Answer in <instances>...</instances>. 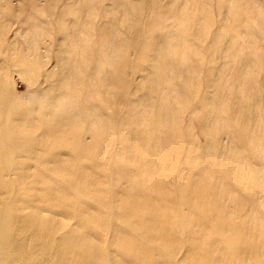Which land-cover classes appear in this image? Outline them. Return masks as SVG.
Returning <instances> with one entry per match:
<instances>
[{
  "label": "rangeland",
  "instance_id": "rangeland-1",
  "mask_svg": "<svg viewBox=\"0 0 264 264\" xmlns=\"http://www.w3.org/2000/svg\"><path fill=\"white\" fill-rule=\"evenodd\" d=\"M114 1H116L118 5ZM199 1L200 0H197V1L196 0H156V3H157L156 4L154 3V0L153 2L152 0H130V2L129 0L128 2L126 0H121V1L120 0L119 1L118 0H97V1L95 0L93 1H90V0H0V77L2 76L0 78L1 79V83H0L1 85L0 86L1 87L0 88L1 90L0 91V130H1L0 132V148H1L0 150V188H1L0 189V209H2L0 210V222H2L1 220L2 215H5L6 213H7L6 215H11V216L14 215L15 216V217L13 216L14 219L13 220L11 219L12 220L11 227L14 229V232L16 231L15 233L17 235V238H19L20 240H26V243L27 242L34 243L35 241L34 238H36L38 241L42 242L44 247L47 246L48 248L47 251L51 252L53 255H56V253H61L64 248L69 251H72V250L77 251V252L86 251L92 257L91 262H96V264H144L146 261L148 262H146L145 264H153V263L162 264L160 262L162 259L165 260L164 264H264V0H248V1L247 0H237V3L234 0L233 1L229 0L230 2L228 0H226V2L222 0L225 3V5H228L227 7L229 8H226V6L223 5L224 3L220 0H217V1L216 0L214 1L213 0H202L205 4L202 3V1H201L202 3L201 4ZM210 1H213V2L211 3ZM91 2L94 4L89 5V3L91 4ZM197 2L201 5L197 4ZM139 3L141 7L139 8L140 10L137 8ZM206 3L208 4L209 7L211 5H214L215 8L214 6H212L208 10V6L206 8V5H207ZM214 3L217 4L218 7ZM248 3L251 5H249ZM130 4H133V5L131 6ZM242 4L244 6L247 5L245 8H247L249 5L248 10L251 9V12L253 11L254 13H251V15H248L250 11H248L247 9H242V7H244ZM192 5L197 6V7H194L195 9H193ZM223 6H225L224 10H223ZM231 6H234V7L231 8ZM88 7H90L91 10L93 8L95 9H93V11H89L90 9L87 10ZM130 7L132 8V10H130L131 9ZM216 7L219 9H217ZM127 9H129L130 11L128 10L129 12H127ZM189 9L191 11H189ZM216 9L218 10V12ZM155 10H156V13L158 12L159 14L160 12L162 13V10H163V13H162L163 16L161 14L158 15V13H157V16H155L156 15V13H154ZM185 10L186 11L188 10L187 12L189 13L187 14ZM192 10L198 15L202 14L203 18L207 22H204L205 20L202 21L203 20L202 15L200 17L199 16L197 17V14H195ZM210 10L211 12L209 14ZM220 10H222L221 13H220ZM205 11H208V12H205ZM231 11H233L232 12L233 17L231 16V13H230ZM149 12L153 14V16L151 14L152 18L150 17ZM192 12L194 13V15ZM93 13L95 14V16ZM123 13H124V16H123ZM128 13L131 14L130 15L131 17L130 16L126 17L128 16ZM178 13H180L181 15L180 14L178 15ZM182 14H184V16L187 14V16L184 17ZM237 14L238 16L241 14L240 16L241 18L238 17ZM111 15L114 17H112ZM176 16H179V17H176ZM205 16H207V18L209 17V19L207 20ZM115 17L117 20L115 19ZM153 17H156V18L153 20ZM187 17L190 19L184 20V18H187ZM177 18H179L181 21H183L184 23L186 22V23L181 24L180 23L181 21L180 20L178 21ZM250 18H252V20ZM131 19H134V21L133 20L131 21ZM157 19H159V23ZM195 19H197L199 23ZM231 19H233L232 23H231ZM125 20L128 21L127 24H125L126 23ZM135 20L137 24L135 23ZM152 20L153 21L157 20V22L156 21H155L156 23L152 22ZM176 20L178 21V23H176L177 22ZM191 21L194 23H192ZM208 21L212 23L209 24ZM246 21H248V23H246ZM131 22H133V25ZM116 23H118L121 26L123 31L121 30L120 26L117 25ZM154 23L155 24L158 23V25L163 23L161 24L163 25L162 26L163 28L161 29L159 28L160 29L159 30ZM195 23L196 25H199V26L197 27ZM153 24L155 25L154 27L156 28L152 27ZM123 25L125 26L123 27ZM175 25L176 26L178 25V27L175 30H173L176 27ZM186 25H187V28L185 27ZM207 25L211 27H206ZM171 27L173 29H171L172 31L170 33ZM109 28L110 30H108ZM184 28L186 29L181 30ZM204 28H206L205 29L206 31L209 30V32L208 31L206 32ZM86 29H89V30H86ZM163 29L165 31L169 30V33L171 35L167 33L168 31L165 32ZM177 29L182 32L180 33L183 37L180 35V33L177 32ZM201 29H203L205 33ZM161 30L164 32H162ZM199 30H201L202 32H200ZM175 31L176 33H174ZM186 31L187 32L189 31V33L187 34ZM197 32H199L198 34L201 33L200 38L202 39V42L201 40H199V44H198V40L197 41L195 40L196 37L195 38L193 37L194 35H198ZM236 32L237 33L239 32L240 36ZM203 33H204L205 38L202 35ZM88 35L89 37L87 38ZM108 35L111 38L107 37ZM123 35L125 38L123 37ZM79 36L83 38L81 39V37ZM101 36L102 38H99ZM105 36L106 38H108V40L106 38L103 39V37ZM173 36L174 37L176 36L177 38L176 37L174 38ZM213 36H215V38H213ZM131 37L133 38L132 42L131 40H129L131 39ZM151 37L152 38L154 37V38L149 39ZM232 37H234V39ZM86 38L89 40H87ZM164 38H166L167 40ZM193 38H194V41H196V43L193 42ZM115 39L117 41L119 40L118 41V43L120 42V45L118 44L119 46L117 44L115 45ZM197 39H199V35ZM213 39L215 40L213 41ZM121 40L122 42H125V43L127 42L126 45L128 43L129 44L132 43L133 45L131 44L130 45L131 47L128 48V50H126L128 45L127 46L124 45V43H122ZM126 40H128L129 42ZM170 40L171 41L173 40V41L170 42ZM175 41L177 42V44H175ZM103 42L104 43L110 42L112 43V45L109 43V46H108L107 43L105 45ZM97 43H99L100 45L97 46L98 45ZM137 43L139 44L138 46H137ZM190 44L192 45L190 46ZM175 45L176 46L178 45L179 47L176 48ZM115 46L116 48L118 47L119 49L118 48H117L118 50L114 49ZM174 46H175V49H174ZM98 47L100 50L99 52L97 50ZM90 48H92V50ZM105 48L106 50L107 48L109 50L106 51ZM159 48H160V51L158 52ZM185 48H186V51H185ZM111 49H112V53L109 52ZM101 50H102V53H101ZM124 50L126 52H124ZM191 50H192V53H190ZM104 51L106 52L104 53ZM161 51L163 53H161ZM141 52L144 54L145 57H143V54ZM164 52L170 54L168 56L169 58L166 57V55L168 54H164ZM88 53H92V55ZM121 53H123V55ZM181 53L182 55L186 53V55L184 54L185 57L182 55L180 56ZM94 54L96 55V57L98 55L97 59L94 58L95 56ZM101 54L103 55L102 57H101ZM108 54H111L110 56L112 57L107 58L109 57ZM116 54L122 55V57H124V54H127V56L125 55V58L127 57V60L125 58L123 59L121 56H119L120 59L122 58L121 61L119 58H117L118 56H116V58L114 59ZM162 54H164V56ZM84 55L87 57H85ZM146 55L148 57L149 55H152V56H150L149 58H146L147 57ZM161 55H162V59H160ZM187 55H189L188 57H190L191 59V61L189 62L190 63L192 62V66L189 63H187L188 61ZM159 56L160 58H158ZM103 57H105V60L107 59V62L104 59H102ZM181 57H184L183 62H181L182 60ZM144 58H146V61L149 59L148 62L143 60ZM93 59L97 60V63L96 61L94 62ZM101 59L103 61L102 63L104 64H101V61H100ZM158 59H160L161 61L160 60L158 61ZM79 60L81 61L80 64H78ZM114 60L117 63L119 62L123 64L118 63L119 65H117V63ZM140 60L142 61L141 64H139ZM108 62L110 64H108ZM150 62L151 63L153 62L152 65ZM166 62H169L170 64L169 63L167 64ZM179 62L182 63V65L184 63V65L181 66ZM125 63H127L128 65L126 64V66H124ZM137 63L139 64V66H136L138 65ZM175 63H178V65ZM195 63L197 64L194 65ZM96 64L98 65L97 67H96ZM161 64H163V66ZM105 65H108L106 69H105ZM120 65L121 66L123 65L122 66L123 70L120 68L121 67ZM165 65H168L167 68H170V71L168 73H167L168 70H165L167 69L165 68ZM186 65L189 67H187ZM67 66L69 67V69L68 68L66 69ZM86 66L88 67L86 68ZM102 66L104 67L105 70L103 69ZM75 67L77 68V70ZM173 67L174 69L172 70L175 73H172L171 68ZM93 68H98L97 72L99 71L100 74L99 73L96 74L95 72L96 70L93 72H90L94 70ZM99 68L104 70V72L107 71V73L102 72L101 70H99ZM111 68L115 70V72ZM187 68H189L190 70ZM121 70L122 72H120ZM163 70H165L164 75H163L164 73ZM111 71L115 79L111 75ZM118 72H120V75L118 74ZM195 72L197 74H195ZM90 73L91 75L93 73V76H91ZM103 73H104V77H102ZM122 73L124 77L122 76ZM169 73L171 74L169 75ZM180 73L182 76L180 75ZM67 74H68V77L66 78ZM108 74L112 77H110ZM117 74L119 75V77ZM115 75H117L116 76L117 78L115 77ZM164 76H167V77H164ZM185 76H187V79ZM162 77H163V80H161ZM63 78L65 79V81L63 80ZM104 78H106V80ZM169 78L170 79L172 78L171 82ZM98 79L100 80L102 79L101 81L102 83H100ZM108 80L110 81V83L113 82L112 84H115L114 85L115 87L112 84H110ZM122 81L123 83H122V86H121L122 88H121L119 84H121L120 82ZM62 82L64 85L60 84ZM98 82L101 85H99ZM87 83L90 85H88ZM149 83H151V85ZM158 84L160 87L158 86ZM57 85L59 86L57 87ZM86 85L87 87H85ZM108 85H111L109 89H107ZM154 86H155V89H154ZM161 86L163 87V89H161ZM3 88L5 89V91ZM96 88L99 92L96 91ZM174 89H175V94H174ZM151 91H154L155 93ZM93 92H96V93L93 94ZM150 92H151V96L149 95ZM87 93L91 94L90 98L88 96H84V94L86 95ZM104 93L107 95H105ZM70 96H72V98ZM82 96H84L85 98H82ZM104 96H106L105 99H104ZM109 98L110 99L112 98V99L109 100ZM66 99L70 101L69 102L68 100L65 101ZM141 99H142V102H141ZM212 99L214 100L213 102H212ZM43 100L45 101L43 102ZM87 100L90 101L89 102L90 104H87L88 103ZM105 100H107V102H105ZM34 101L35 102L37 101V102L34 103ZM83 101L84 103L82 104ZM135 101L136 103H134ZM74 102L76 104H74ZM91 102L93 103V105H91L92 104ZM113 102H115L114 105H113ZM44 104L46 105L43 106ZM135 104H137L139 107L140 106L144 107L145 110H143V108H138L137 105L135 107L131 106ZM40 105L43 107H41ZM74 105H77V106H74ZM89 105L90 107H88ZM15 106H17L16 109L19 108L18 109L19 112H17V110L15 109ZM30 106L32 108H30ZM54 106H57V107H54ZM79 106L81 107V109ZM92 106L93 108L90 110ZM207 106H209V108H207ZM109 108H111L112 111ZM65 109H67L68 111H66ZM139 109L142 110L143 113H145V116H143L142 111L137 112ZM60 110L63 112H61ZM86 110H88V112ZM98 110L100 111V113H98L99 112ZM23 111L25 113H23ZM92 111L96 113L98 117L93 116V118L90 121H88V124L89 122L91 123L92 120L96 122L98 121L97 122L98 124H99V121L101 122L99 125L96 122H92L91 124L92 126L94 123L93 128L92 126L90 127V124H89L88 127L90 129L92 128L90 130L91 132L89 133L88 132L89 129L86 127L88 124H86L85 122L88 119H90V117L92 116L93 114ZM129 111L131 115L134 116V118L130 116ZM82 112H83V115H82L83 118L81 117ZM91 112L92 114H90ZM105 112H107V114ZM165 112H166V115H165ZM57 113L60 114L59 115L60 117L58 116ZM127 113L129 115H127ZM140 113L142 115H140ZM98 114H101V116ZM23 115L24 116L26 115L28 117L31 115L30 116L31 118H28L25 116V118H23L22 120L21 118L24 117ZM125 115H127L126 117L128 118L129 117L132 118V121L131 122L129 121V124L128 122H126L125 124L123 123L124 121L131 120L128 118L124 119L123 116L125 117ZM99 116L102 117V119H100ZM141 116H143L142 120H141ZM149 116H152L153 118ZM56 117L58 118V120ZM77 117H79L78 120H77ZM84 117H85V121H84ZM95 117L97 118V120ZM120 117H122L123 119ZM138 117L140 118L139 123L141 124L143 122L141 126H143L142 130L144 131L140 129L142 127L139 128L140 126L139 123L137 124L135 123V122H138ZM18 118L20 119V121L22 120L21 121L22 123L19 122ZM147 118L149 119V121ZM11 119H13L14 121L16 119V121L18 122L16 123ZM42 120L44 121L48 120V121L44 123V121ZM106 120H109V121H106ZM23 121H26V122L24 123ZM29 121H30L29 124L31 125L28 124ZM59 121L61 122L60 125L58 124ZM78 121L79 122L81 121V122L79 123ZM11 122L12 124H10ZM52 122H54L55 124H53ZM112 122H117L113 124L114 130L116 131V133L113 130V128H112L113 131H111V127H109V126H112V124H110ZM121 122L123 123L122 128L123 129L125 128L124 130L122 129V132L118 127V126L121 127L122 125ZM147 122L149 125L151 126L153 125L154 128L153 126L152 128L149 127L148 124L144 125ZM163 122H165L164 123L165 125L166 124L168 125L169 123L168 126L172 125V127L168 128V126L166 125L167 126V130H166V126L162 125ZM46 123L48 126L46 125ZM71 123L73 124L71 125V127L75 125L73 128L76 129L77 131L69 130V129H73L71 127L68 128L70 126L69 124ZM9 124H10L11 129L12 127H14L15 129L18 127H21L20 125H23L24 127L22 126L23 128L21 127V130L19 128L15 131V129L14 130L10 129ZM35 124L37 127L36 126L34 127ZM126 124L127 125L131 124L130 128ZM64 125L66 127H64ZM101 125H103L102 128L100 127ZM124 125L127 127H125ZM29 126H30V129H29ZM81 126L85 128H82ZM105 126L107 127V129ZM27 128H28L27 130L28 132H26ZM115 128H118L120 132L118 133V130ZM49 129L50 131H47ZM79 129L80 130L85 129L81 131L82 135L81 133L80 135H78L80 132ZM95 129L97 130V132H99L100 130L102 132H99V133H103V135H101L102 137L99 135V133L96 134L98 137L96 138L98 140L101 139L100 140L101 142H99L95 138V135L93 136V134L97 133ZM130 129L133 131V133ZM133 129L135 130L137 129V130L135 131ZM146 129L147 131H145ZM148 129H151L154 131L152 135H151L152 131L150 130L148 132ZM86 130L88 134L87 133L84 134V131ZM107 130L109 133L107 132ZM128 130L131 131L130 132L131 136L128 135L130 136V140H129V137L127 138L124 137V136H127L125 134L129 132ZM13 131L14 132H17V131L24 132L27 135L30 134L32 138L34 136V138L32 139L30 136H28V138L27 137L25 138L19 135L18 132L14 133ZM31 131H33L34 133ZM44 131H46L47 133H45ZM61 131L62 132L64 131V133L65 132L66 133L63 134ZM134 131L136 133H134ZM123 132H125V134ZM137 132H141V134ZM143 132L145 133L146 137L144 136ZM91 133L93 134L91 135ZM157 133L158 134L160 133L159 134L160 136L157 137V135L156 136L154 135ZM179 133L181 134V136L182 135L183 136L181 137ZM71 134L73 135L74 138L72 137ZM74 134L76 135L74 136ZM8 135L11 138H9ZM65 135L66 136L68 135V136L66 137ZM137 135L141 136L142 138L138 137ZM60 136L62 137L60 138ZM76 136H79V137H76ZM91 136H93L97 141L94 140V138L91 139L92 138ZM116 136L118 139L116 138ZM120 136H123V138ZM13 137H16V138H13ZM99 137L101 138L99 139ZM134 137L137 140L138 138H140L141 142L143 141L142 142L143 144H145L144 140L147 143L150 140L149 139L150 137L151 139L152 137L154 138L151 140L152 142H149V147H148V143L147 145L145 144L146 146L141 145L142 143L141 144L139 143L140 141L139 139L138 141L139 148H138L137 140ZM12 138L14 141L12 140ZM57 138H59V140ZM69 138L71 139V141ZM143 138L144 140H142ZM9 139L11 141H9ZM127 139L130 141V143L134 140L132 143L133 145H131L129 142L126 143L125 141H128ZM92 140L96 142H93ZM17 141H20V142H17ZM21 141H22L23 148L19 147V145L21 146ZM73 141H75L76 144ZM153 141L155 144L153 143ZM156 141L158 142L161 141V142H159L158 144V142L156 143ZM135 142L136 144H134ZM24 143H26L28 147L24 146L25 145ZM85 143L88 146H86ZM92 143L96 146H93V148L91 149ZM101 143H103V145ZM10 144L11 145L14 144V145L11 146ZM128 144H130V146ZM156 144L158 147L156 146ZM82 145L84 146L82 147ZM125 145H128V146L125 147ZM140 145L145 146L147 149L149 148L148 149L149 151H151V149L153 148L155 151L154 154H156V156L154 157L157 160L154 159V157L152 158L150 157L151 158L150 160L152 162L148 161L149 151L148 153L145 152L147 151V149L141 147ZM178 145L180 147H178ZM100 146H103V150L105 149L104 153L102 151V147ZM5 147L7 150L4 149ZM13 147L16 150L13 149ZM84 147L85 148L89 147L88 148L89 152L95 151L96 153L95 154L90 153V155L89 154L87 155L86 153H88L87 152L88 150L85 149ZM94 147H95V150H94ZM97 147H98V150L101 149L102 153L101 151H96ZM130 147L132 150L136 148L134 150L135 152L139 150L138 151L139 154L137 152L136 153L134 152L135 153L134 154L133 151L129 149ZM69 148L71 151L69 150ZM121 148H124V151L122 149V152H121ZM164 148H165V151L163 150ZM169 148H170V151L168 150ZM175 148H177L176 149L177 151L175 150ZM27 149H29L28 152H27ZM79 149L80 151L81 150L82 151L78 152ZM128 149L132 151L131 152L133 153L132 156ZM140 149L142 150V152L140 151ZM159 149H161V152ZM11 150L16 151V152H14L13 154ZM157 151L160 157L162 155V158L158 157ZM25 152L26 154L30 153L29 155L27 154L29 157H27ZM128 152H129V155L127 154ZM151 152H150L151 154L150 156H153L154 155L153 150ZM99 153L103 155L100 157V155H98ZM141 153L144 156L146 155L145 158L142 157L143 155L142 156L140 155ZM85 154L86 156H84ZM118 154H121L120 155L121 159L119 158ZM93 155H96V156L94 157ZM133 155H135L133 160L136 158L135 162L132 160ZM174 155H176V157ZM80 156H82L83 158ZM91 156L93 158H91ZM122 156L124 157L123 162H122V159H123ZM85 157L86 158L88 157L89 161H87L88 158L86 160ZM157 157L162 160L158 159ZM9 158L10 159L12 158V159L10 160ZM33 158H36V160ZM94 158L95 160H97V162L94 160ZM118 158L119 160H117ZM143 158L145 160H143ZM167 158L169 159L168 161L166 160ZM28 159H29V162L31 161L33 162V164L31 162L29 163L27 161ZM90 159H92L96 163L90 162ZM153 159L156 162H154ZM115 160L119 162L117 163L115 162ZM125 160L127 161V163H125L126 162ZM141 160L144 161L142 164H141ZM174 160L176 162H174ZM132 161L134 162V164ZM157 161L158 162L160 161V166L161 165L164 166L163 163L164 164L167 163L169 165L167 166V164H165V166L163 168L161 166L160 168L162 169H160L159 163ZM121 162L123 165L120 164ZM150 162L152 166L150 165ZM91 163L94 164V167H92L93 165ZM114 163L116 164L115 168L113 166ZM144 163H147L148 165H150V167H155L156 169L155 168L150 169V167H148V165ZM175 163L177 165H175ZM97 164H100V165H97ZM140 164L142 166L144 164L145 165V167L143 166L144 168L148 167V171H151V170L153 171L147 174L148 172L147 169H144L143 167L138 168ZM39 165L41 166L39 167ZM87 165H90L92 168H90V166H87ZM127 165H129L130 167H128ZM172 165H175L173 166V168L176 169L177 167V169L176 170L172 169ZM55 166L56 167L59 166V167L56 168ZM125 167L127 169L130 168L131 170L129 169V171L127 172L126 171L127 169ZM123 168H125L124 169L126 171L125 173L122 172ZM54 169L57 171L58 175L53 174V173H56ZM136 169H138L137 173H136L137 171ZM171 169L173 170V172ZM37 170H39L40 173H38ZM161 170H162V173H161ZM168 170L171 171L172 173L169 172ZM141 171L145 173L144 177H142L143 173H141ZM119 173L121 175L122 173L123 174L128 173L127 175H124V176L125 177L127 176L129 179L127 180L129 181V183H132V184H128V181L125 180L126 178L123 175L121 176ZM162 174L163 176L166 175L165 178L162 176ZM27 175H28V178H27ZM129 175H130V178H129ZM117 176H119L118 180L121 177H123V179L121 178L123 182L120 180L122 183L120 181H119L120 183L117 181L116 179ZM160 176H161V179H160ZM13 177L14 178L16 177V178L14 179ZM29 177L32 179H29ZM141 177L142 179L140 180ZM145 177H147V180H145L146 179ZM86 178H89V180L88 179L86 180ZM143 178L146 184L145 182L143 184ZM159 179L160 181H158ZM167 179H170V180L168 181ZM24 180L26 181V183ZM115 180L117 182H115ZM1 181L4 183H2ZM62 181L63 182L68 181V182L63 183ZM133 181L135 183L140 182V184H133ZM149 182H152L153 185H151ZM1 183H2V186H1ZM96 183L99 186L101 184L103 188L101 186H100L101 188L99 186L96 187L97 185ZM131 185H133L135 189H133ZM136 185L138 186L136 187ZM128 186L130 189H128ZM118 187H121L122 189L119 188L117 190L116 188ZM193 188L196 191H192ZM167 189L169 191H167ZM93 190H95L96 192H93ZM153 192L155 194H153ZM121 193L122 194L124 193V195H122ZM163 193L167 195L164 196ZM180 193H182L181 194L182 196L180 195ZM88 194L89 196L92 197L91 199L93 200H95V197L98 196L96 198L97 201L95 200L94 202L93 200H90V198H88ZM161 195L164 196L163 197L164 200L162 199L159 200V198L162 197ZM124 196H127V198ZM142 196H143V199H142ZM153 196L155 197L157 196L159 198L156 197V200H153L152 198H155ZM106 197L108 199H106ZM78 198L79 200H81V202L78 200ZM87 200H90V201L87 202ZM102 200H103V204H101ZM91 201L92 203H94L93 206H92V203H90ZM121 202L122 204L120 205L119 203ZM159 202L161 203V205L158 204ZM162 203L164 204L163 208H162ZM9 204L10 206H8ZM151 205H152V209H151ZM166 205L169 206L168 207L169 211H167V209L164 208V207L167 208ZM129 207L130 208L133 207L132 208L133 210H135L136 208V210L130 211L131 209ZM145 207L147 208V210L145 209ZM86 208H87V211H86ZM100 209H102L101 210L102 212L99 211ZM164 210L165 212H163ZM145 211H148L149 213ZM169 212L170 213L172 212V214H170ZM25 213H26V216H25ZM132 213L134 215H132ZM140 213H141V216H143V219L144 217L146 218V220L145 219L144 220L146 221L148 226L145 225L146 223L143 224L144 223L143 219H142L143 222L140 220L139 221L136 220V219L142 218L140 216ZM15 214H19V217L21 216L22 218H19L18 215H15ZM31 214H34V215L37 214V217L38 215H40L41 218L44 217L43 219L46 220L48 230L47 232H44L43 236L42 234L38 235L36 233V230L33 229L31 225L32 222L30 220ZM106 214H107V217H106ZM147 214L149 216L151 215V217H146ZM162 214H165L166 216ZM170 215L172 218L175 216V219L170 218L169 217ZM124 216L126 218H124ZM99 217L100 219H98ZM131 218H134V219H131ZM147 218H151V219L148 220ZM96 219L98 223L96 222ZM125 219L126 221L123 222V220ZM131 220H132V223L130 224ZM172 220H175V221H173V223L171 224ZM125 222L129 224L128 227L126 226V224H124L125 225L124 227L123 223ZM150 222L152 224H150ZM118 223H120L119 227H118ZM139 224L141 226L143 224L144 230L141 231V228L143 226L140 227ZM134 226H136V229L138 226L139 229L137 230L135 229L136 230L135 231L133 229L135 228ZM129 227L132 230H130ZM153 227L154 229L156 228L157 231L155 229V232L152 234ZM147 228H149V230ZM162 229L163 230L165 229L166 234L163 232ZM85 231L87 233L86 235H84ZM64 233H66L65 234L66 237L63 236ZM143 233L145 234V236ZM134 234L136 237L134 236ZM146 234L148 236H146ZM141 235H143L145 239H147V240L142 239L143 240L142 243L144 244L143 248L146 247V244L147 246L149 244V247L150 246L151 247L144 251L140 250L139 252H137L138 244L140 245L139 242H141V238H144ZM156 235H157V239H156ZM261 235L263 237H261ZM86 236L88 237V239L86 238ZM137 237H140V238H137ZM149 237H152L153 240H151ZM50 238H53L54 241H57L60 244H62L60 245L61 247L54 246L52 242H50L49 240ZM57 238L61 239V241L58 240ZM65 238L71 239L72 241H63ZM168 240L170 241L167 245ZM135 241L136 242L138 241L137 242L138 244ZM152 241L153 243L156 242L159 247L156 246V243L152 247L153 245ZM159 242L162 245H159L160 244ZM178 243H182V244L178 245ZM71 244L74 248L69 247V245ZM160 246H163V247H160ZM178 246H181V247H178ZM150 249L154 252L159 250L158 251L159 253L156 252V254L154 253L155 254L154 255ZM177 249L179 250L177 251ZM89 250H90V253H89ZM134 252H136V255H137L136 258H134V260L137 263L133 261V258H132L133 262L129 263V261H131L130 256L133 255L132 253ZM31 253L37 256L34 252H31ZM38 256L41 257L40 255ZM5 259H6V254L4 253L3 246L0 242V261L4 260V263H1V264H7L5 262ZM70 259L72 260V258ZM153 259L154 261H152Z\"/></svg>",
  "mask_w": 264,
  "mask_h": 264
},
{
  "label": "bare ground",
  "instance_id": "bare-ground-1",
  "mask_svg": "<svg viewBox=\"0 0 264 264\" xmlns=\"http://www.w3.org/2000/svg\"><path fill=\"white\" fill-rule=\"evenodd\" d=\"M90 1H93V0H90ZM95 1H97V0H95ZM118 1H119V0H118ZM120 1H121V0H120ZM126 1L128 2V0H126ZM196 1H197V0H196ZM201 1H202V0H200L199 2L201 3ZM213 1H214V0H213ZM213 1H210V2L212 3ZM216 1H217V0H216ZM220 1H222V0H220ZM224 1L226 2V0H224ZM228 1H229V0H228ZM228 1H227V2H228ZM232 1H233V0H232ZM234 1H236V3H237V0H234ZM247 1H248V0H247ZM114 2L116 3V1H114ZM129 2H130V0H129ZM152 2H153V0H152ZM205 2H206V1H205ZM207 2H208V1H207ZM222 2H223V1H222ZM229 2H230V1H229ZM249 2H250V1H249ZM86 3H87V2H86ZM123 3H125V2H123ZM154 3H156V0H154ZM154 3H153V5H154ZM189 3H191V2H189ZM193 3H194V2H193ZM202 3H204V2L202 1ZM202 3H201V4H202ZM208 3H209V2H208ZM219 3H221V2H219ZM223 3H224V2H223ZM238 3H239V2H238ZM84 4H85V2H84ZM93 4H94V3H92V2H91V4L89 3V5H93ZM116 4H117V3H116ZM120 4H121V3H120ZM156 4H157V3H156ZM197 4H199V3L197 2ZM197 4H196V5H197ZM201 4H199V5H201ZM204 4H205V3H204ZM206 4H207V3H206ZM214 4H215V3H214ZM240 4H241V3H240ZM248 4H249V3H248ZM117 5H118V4H117ZM128 5H129V4H128ZM130 5L132 6L133 4H130ZM136 5H137V3H136ZM209 5H211V4H209ZM215 5H217V4H215ZM223 5H225V3H224ZM242 5H243V4H242ZM249 5H251V4H249ZM249 5H248L247 8H245L247 5H246V6L243 5L244 7H242V6H241V7H242V9H247V10H248ZM95 6H96V5H95ZM119 6H120V5H119ZM138 6H139V7H138ZM138 6H137L138 9L141 8V7H140V3L138 4ZM141 6H142V5H141ZM207 6H208V4L206 5V8H207ZM212 6H214V5H211L210 7H212ZM221 6H222V5H221ZM225 6H226V8H229V7H227L228 5H225ZM225 6H223V10H224ZM90 7H91V6H90ZM90 7H88L87 10H89ZM123 7H124V6H123ZM126 7H127V6H126ZM133 7H134V6H133ZM135 7H136V6H135ZM150 7H151V6H150ZM192 7H193V9H195L194 7H197V6H193V5H192ZM203 7H204V6H203ZM210 7L208 6V10H209ZM217 7H218V5H217ZM217 7H216V8H217ZM233 7H234V6H231V8H233ZM86 8H87V7H86ZM97 8H98V6H97ZM130 8H131V7H130ZM188 8H189V7H188ZM214 8H215V6H214ZM221 8H222V7H221ZM239 8H240V7H239ZM93 9H95V8H93ZM93 9H92V10L90 9L89 11H93ZM154 9H155V7H154ZM190 9H191V7H190ZM190 9H189V11H191ZM203 9H204V8H203ZM217 9H219V8H217ZM217 9H216V10H217ZM252 9H253V8H252ZM96 10H98V9H96ZM96 10H95V11H96ZM128 10H129V9H127V12H129L130 10H132V8H131L129 11H128ZM139 10H140V9H139ZM139 10H138V11H139ZM151 10H152V8H151ZM151 10H150V11H151ZM168 10H169V9H168ZM200 10H201V8H200ZM200 10H199V12H200ZM211 10H212V9H211ZM211 10L209 11V14H210ZM228 10H229V9H228ZM95 11H94V12H95ZM135 11H136V9H135ZM164 11H165V9H164ZM185 11H186V10H185ZM187 11H188V10H187ZM187 11H186V12H187ZM192 11H193V10H192ZM212 11H213V10H212ZM221 11H222V10H220V13H221ZM240 11H241V10H240ZM248 11H250V12H249L250 14L248 13V15H251V13H254L253 11L251 12V9H249ZM87 12H88V11H87ZM166 12H167V11H166ZM182 12H183V11H182ZM193 12H194V11H193ZM193 12H192V13H193ZM205 12H208V11H205ZM217 12H218V10H217ZM228 12H229V11H228ZM232 12H233V11L230 12V13H231V16H232ZM89 13H90V12H89ZM124 13H125V12H124ZM124 13H123V16H124ZM130 13H131V12H130ZM133 13H134V12H133ZM142 13H143V11H142ZM149 13H150V12H149ZM154 13H156V10L154 11ZM157 13H158V12H157ZM157 13H156L155 16H157ZM162 13H163V10H162ZM162 13L160 12V14L163 16ZM169 13H170V11H169ZM176 13H177V12H176ZM183 13H184V12H183ZM188 13H189V12H187V14H188ZM194 13H195V12H194ZM194 13H193V15H194ZM225 13H226V12H225ZM230 13H229V14H230ZM236 13H237V12H236ZM241 13H242V12H241ZM243 13H244V12H243ZM71 14H72V13H71ZM73 14H74V13H73ZM87 14H88V13H87ZM90 14H91V13H90ZM90 14H89V15H90ZM93 14H94V13H93ZM151 14H152V13H150V17H151ZM160 14L158 13V15H160ZM165 14H167V13H165ZM172 14H173V13H172ZM179 14H180V13H178V15H179ZM187 14H186L185 16H184V14H182V15H183L184 17H186ZM195 14H197V13H195ZM203 14H204V13H203ZM207 14H208V13H207ZM246 14H247V12H246ZM130 15H131V14L128 13V16H126V17H129ZM138 15H139V14H138ZM168 15H169V14H168ZM180 15H181V14H180ZM201 15H202V14H201ZM201 15H198V14H197V17H198V16L200 17ZM94 16H95V14H94ZM108 16H109V15H108ZM111 16H112V15H111ZM123 16H122V17H123ZM134 16H135V15H134ZM152 16H153V14H152ZM195 16H196V15H195ZM237 16H238V14H237ZM240 16H241V14H240L238 17H240ZM88 17H90V16H88ZM112 17H114V16H112ZM130 17H131V16H130ZM176 17H179V16H176ZM176 17H175V18H176ZM181 17H182V16H181ZM189 17H190V16H189ZM205 17H206L207 20L209 19V17H208V18H207V16H205ZM211 17H212V16H211ZM232 17H233V16H232ZM232 17H231V18H232ZM242 17H243V16H242ZM133 18H134V17H133ZM151 18H152V17H151ZM151 18H150V19H151ZM155 18H156V17H153V20H154ZM161 18H162V17H161ZM202 18H203V15H202ZM234 18H235V17H234ZM240 18H241V17H240ZM243 18H244V17H243ZM91 19H92V18H91ZM110 19H111V18H110ZM115 19H116V17H115ZM121 19H123V18H121ZM135 19H136V18H135ZM159 19H160V18H159ZM159 19H157V20H158V23H159ZM162 19H163V18H162ZM177 19H178V21L180 20L179 18H177ZM185 19H190V18L187 17V18H184V20H185ZM198 19H199V18H198ZM250 19L252 20V18H250ZM89 20H90V19H89ZM116 20H117V19H116ZM119 20H120V19H119ZM132 20L134 21V19H131V21H132ZM153 20H152V22H155V21L157 22V20H155V21H153ZM160 20H161V19H160ZM174 20H175V19H174ZM192 20H193V19H192ZM195 20H197V19H195ZM204 20H205V19L203 18L202 21H204ZM232 20H233V19H231V23H232ZM91 21H92V20H91ZM125 21H126V20H125ZM149 21H150V20H149ZM176 21H177V20H176ZM176 21H175V22H176ZM178 21H177L176 23H178ZM180 21H181V20H180ZM92 22H93V21H92ZM118 22H120V21H118ZM127 22H128V21H126L125 24H127ZM156 22H155V23H156ZM161 22H163V21H161ZM191 22H192V21H191ZM191 22H190V23H191ZM197 22H198V20H197ZM197 22H196V23H197ZM200 22H201V21H200ZM204 22H207V21L205 20ZM241 22H242V21H241ZM109 23H110V22H109ZM131 23H132V25H133V22H131ZM135 23L137 24L136 20H135ZM155 23H154V24H155ZM158 23L155 24V25L157 26V28H158V29H159V28H160V29L163 28V27H162L163 25H161V24H163V23H161L160 25H158ZM164 23H165V22H164ZM180 23H181V24H182V23L185 24L186 22L184 23L183 21H181ZM192 23H194V22H192ZM196 23H195V25H196ZM198 23H199V22H198ZM208 23L210 24V23H212V22L208 21ZM246 23H248V21H246ZM111 24H112V23H111ZM116 24L119 25L118 23H116ZM116 24H115V25H116ZM123 24H124V22H123ZM150 24H151V23H150ZM154 24H153L152 27L155 26ZM165 24H166V23H165ZM174 24H175V23H174ZM205 24H206V23H205ZM240 24H241V23H240ZM121 25H122V24H121ZM166 25H167V24H166ZM190 25H191V24H190ZM241 25H242V24H241ZM119 26H120V25H119ZM124 26H125V25H123V27H124ZM147 26H148V25H147ZM158 26H159V27H158ZM160 26H161V27H160ZM175 26H176V25H175ZM182 26H183V25H182ZM182 26H181V27H182ZM192 26H193V25H192ZM192 26H190V27H192ZM196 26L198 27L199 25H196ZM200 26H201V24H200ZM237 26H238V25H237ZM237 26H236V27H237ZM245 26H246V25H245ZM113 27H114V25H113ZM177 27H178V25H177L174 29L171 27V28H170V33H171V31H172L171 29L175 30ZM183 27H184V26H183ZM185 27L187 28V25H186ZM190 27H189V28H190ZM197 27H196V29H197ZM206 27H211V26H208V25H207ZM225 27H226V26H225ZM228 27H229V26H228ZM107 28H108V27H107ZM120 28H121V26H120ZM154 28H156V27H154ZM167 28H168V27H167ZM167 28H165V29H167ZM186 28L181 29V30H185ZM189 28H188V29H189ZM158 29H157V30H158ZM160 29H159V30H160ZM178 29H179V28H178ZM178 29H177V32L180 33L181 31H179L180 29H179V30H178ZM191 29H192V28H191ZM199 29H200V28H199ZM205 29H206V28H204V30H205ZM238 29H239V28H238ZM84 30H85V29H84ZM86 30H89V29H86ZM105 30H106V29H105ZM108 30H110V28H109ZM117 30H118V29H117ZM121 30H122V28H121ZM121 30H120V31H121ZM157 30H156V31H157ZM163 30H164V29H163ZM194 30H195V28H194ZM201 30L203 31V29H201ZM201 30H199V31L202 32ZM90 31H91V30H90ZM92 31H93V29H92ZM122 31H123V30H122ZM161 31H162V30H161ZM161 31H160V32H161ZM164 31H165V30H164ZM164 31H162V32H164ZM166 31H168L167 33L170 34V33H169V30H166ZM166 31H165V32H166ZM190 31H191V30H190ZM205 31H206V30H205ZM207 31L209 32V30H207ZM207 31H206V32H207ZM225 31H226V30H225ZM227 31H228V30H227ZM232 31H233V30H232ZM83 32H84V31H83ZM86 32H87V31H86ZM109 32H110V31H109ZM184 32H185V31H184ZM186 32H187V31H186ZM203 32H204V31H203ZM234 32H235V31H234ZM115 33H116V32H115ZM121 33H122V32H121ZM157 33H158V32H157ZM172 33H173V32H172ZM174 33H176V31H175ZM178 33H177V34H178ZM181 33H182V32H181ZM181 33H180V35H181ZM188 33H189V31L187 32V34H188ZM198 33H199V32H197V34H198ZM204 33H205V32H204ZM204 33H203L202 35H203V37L205 38ZM226 33H228V32H226ZM236 33H237V32H236ZM236 33H235V34H236ZM82 34H83V33H82ZM122 34H123V33H122ZM148 34H149V33H148ZM151 34H152V33H151ZM159 34H160V33H159ZM168 34H166V35H168ZM200 34H201V33H200ZM200 34H198V35H199V39H197L198 35H194V36H193L194 38L196 37V39H195L196 41L198 40V44H199V40H201V42H202V39L200 38ZM214 34H216V33H214ZM231 34H232V33H231ZM237 34L239 35V32H238ZM83 35H84V34H83ZM85 35H86V34H85ZM105 35H107V34H105ZM116 35H117V34H116ZM163 35H164V34H163ZM170 35H171V34H170ZM170 35H169V36H170ZM185 35H186V34H185ZM189 35H190V34H189ZM90 36H91V35H90ZM120 36H121V35H120ZM181 36H182V35H181ZM186 36H187V35H186ZM215 36H216V35H215ZM215 36H213V38H215ZM239 36H240V35H239ZM79 37H81V36H79ZM88 37H89V35L87 36V38H88ZM97 37H98V36H97ZM107 37H110V36L108 35ZM123 37H124V35H123ZM126 37H127V36H126ZM132 37H133V36H132ZM132 37H131V39H129L130 37L128 38L129 40H131V42H132V39H133ZM148 37H149V36H148ZM170 37H171V36H170ZM173 37H174V36H173ZM175 37H176V36H175ZM175 37H174V38H175ZM182 37H183V36H182ZM219 37H220V36H219ZM222 37H223V36H222ZM226 37H227V36H226ZM241 37H242V36H241ZM82 38H83V37H81V39H82ZM87 38H86V39H87ZM99 38H102V36L99 37ZM105 38H106V36L103 37V39H105ZM110 38H111V37H110ZM115 38H116V37H115ZM124 38H125V37H124ZM153 38H154V37H153ZM153 38L151 37V38H149V39H153ZM176 38H177V37H176ZM184 38H186V37H184ZM184 38H183V39H184ZM187 38H188V37H187ZM194 38H193V42L196 43V41H194ZM204 38H203V40H204ZM232 38L234 39V37H232ZM74 39H75V38H74ZM106 39L108 40V38H106ZM117 39H118V38H117ZM122 39H123V38H122ZM164 39H166V38H164ZM181 39H182V38H181ZM191 39H192V38H191ZM235 39H236V38H235ZM71 40H72V38H71ZM87 40H89V39H87ZM96 40H97V39H96ZM109 40H110V39H109ZM111 40H112V39H111ZM113 40H114V38H113ZM124 40H125V39H124ZM144 40H145V39H144ZM166 40H167V39H166ZM173 40H174V39H173ZM173 40H172V41H173ZM175 40H176V39H175ZM214 40H215V39H213V41H214ZM219 40H220V39H219ZM80 41H81V40H80ZM100 41H101V40H100ZM104 41H105V40H104ZM116 41H117V40L115 39V45H116V44H117V45H118V44L120 45V42L118 43L119 40L117 41V43H116ZM126 41H128V40H126ZM151 41H152V40H151ZM172 41L170 40V42H172ZM83 42H84V41H83ZM121 42H122V40H121ZM128 42H129V41H128ZM131 42H130V43H131ZM134 42H135V40H134ZM144 42H145V41H144ZM148 42H149V40H148ZM152 42H153V41H152ZM170 42H169V44H170ZM180 42H181V41H180ZM189 42H190V40H189ZM201 42H200V43H201ZM215 42H216V41H215ZM80 43H81V42H80ZM103 43H104V42H103ZM103 43H101V44H103ZM106 43H107V42H106ZM106 43H104V44L106 45ZM109 43H110V42L107 43L108 46H109ZM122 43H124V45H126L127 42H126V43H125V42H122ZM165 43H166V42H165ZM185 43H186V42H185ZM185 43H183V44H185ZM86 44H87V43H86ZM97 44H98L97 46L100 45L99 43H97ZM110 44L112 45V43H110ZM113 44H114V43H113ZM131 44H132V43H131ZM131 44H129V43L127 44L128 47L126 48V50H128V48L131 47V46H130ZM145 44H146V43H145ZM175 44H177L176 41H175ZM187 44H188V43H187ZM192 44H193V43H192ZM192 44H190V46H191ZM217 44H218V42H217ZM73 45H74V43H73ZM73 45H72V46H73ZM105 45H104V46H105ZM111 45H110V47H111ZM119 45H118V46H119ZM122 45H123V44H122ZM127 45H126V46H127ZM132 45H133V44H132ZM138 45H139V44L137 43V46H138ZM193 45H194V44H193ZM75 46H76V45H75ZM83 46H84V45H83ZM83 46H82V47H83ZM104 46H103V48H104ZM113 46H114V45H113ZM159 46H160V45H159ZM175 46H176V45H175ZM175 46H174V49H175ZM73 47H74V46H73ZM88 47H89V46H88ZM110 47H109V49H110ZM122 47H123V46H122ZM132 47H133V46H132ZM140 47H142V46H140ZM160 47H161V46H160ZM162 47H163V46H162ZM177 47H179V46L177 45L176 48H177ZM103 48H102V49H103ZM112 48H113V47H112ZM117 48H118V47H117ZM117 48H116V46H115L114 49H117ZM145 48H146V47H145ZM153 48H154V47H153ZM172 48H173V47H172ZM182 48H183V47H182ZM188 48H189V47H188ZM71 49H72V48H71ZM90 49L92 50V48H90ZM109 49L107 48V50H106V48H105L106 51H108ZM118 49H119V48H118ZM118 49H117V50H118ZM161 49H162V48H161ZM163 49H164V48H163ZM65 50H66V49H65ZM69 50H70V49H69ZM76 50H77V49H76ZM84 50H85V48H84ZM86 50H87V49H86ZM97 50H98V52L100 51V50H99V47H98ZM142 50H143V49H142ZM150 50H151V49H150ZM79 51H80V49H79ZM106 51H104V53H105ZM139 51H140V50H139ZM146 51H147V50H146ZM159 51H160V48H159L158 52H159ZM163 51H164V50H163ZM185 51H186V48H185ZM75 52H76V51H75ZM109 52L112 53V49H111ZM114 52H115V51H114ZM122 52H123V51H122ZM124 52H126V51L124 50ZM144 52H145V50H144ZM158 52H157V53H158ZM167 52H168V51H167ZM180 52H181V51H180ZM183 52H184V51H183ZM187 52H188V51H187ZM187 52H186V53H187ZM67 53H68V52H67ZM101 53H102V50H101ZM117 53H118V52H117ZM141 53H142V52H141ZM147 53H148V52H147ZM149 53H150V52H149ZM151 53H152V52H151ZM161 53H163V52L161 51ZM171 53H172V52H171ZM177 53H178V52H177ZM186 53H184V54L186 55ZM188 53H189V52H188ZM188 53H187V54H188ZM190 53H192V50H191ZM75 54H76V53H75ZM75 54H74V56H75ZM88 54L92 55V53H88ZM96 54H97V53H96ZM99 54H100V53H99ZM106 54H107V53H106ZM113 54H114V53H113ZM121 54L123 55V53H121ZM142 54H143V53H142ZM164 54H168V53H165V52H164ZM164 54H162V55L164 56ZM184 54L182 55V53H181L180 56H181V55L184 56ZM94 55H95V54H94ZM108 55H109V57H107V58L112 57V56H110L111 54H108ZM122 55H118V54H116L115 57H114V59L116 58V56H118L117 58H119V56L122 57ZM125 55L127 56V54H124V57H122L123 59L125 58ZM137 55H138V54H137ZM139 55H140V53H139ZM162 55H161V58H160V56H159L158 58L162 59ZM169 55H170V54L166 55V57L169 58V57H168ZM190 55H191V54H190ZM84 56H85V55H84ZM102 56H103V55L101 54V57H102ZM146 56H147V55H146ZM150 56H152V55H149V57H150ZM178 56H179V55H178ZM188 56H189V55H187V59H188L187 63H189V64L192 66V62H191V63L189 62V61H191V59H190V57H188ZM85 57H87V56H85ZM97 57H98V55H97ZM97 57H96V55L94 56V58H96V59H97ZM101 57H100V58H101ZM105 57H106V56H105ZM105 57H103L102 59L105 60ZM143 57H145L144 54H143ZM149 57L147 56L146 58H149ZM184 57H185V56H184ZM184 57H181V58H182L181 62H183V58H184ZM71 58H72V57H71ZM76 58H77V57H76ZM100 58H98V59H100ZM122 58H121V59H122ZM138 58H139V57H138ZM146 58H144L143 60L146 61ZM152 58H153V57H152ZM167 58H166V59H167ZM1 59H2V58H1ZM64 59H66V58H64ZM64 59H63V60H64ZM102 59L100 60V61H101V64H104V63H102V62H103ZM111 59H112V58H111ZM119 59H120V58H119ZM121 59H120V61H121ZM125 59L127 60V57H126ZM156 59H157V58H156ZM156 59H155V60H156ZM160 59H158V61H159ZM189 59H190V60H189ZM3 60H4V59H3ZM73 60H74V58H73ZM86 60H87V59H86ZM108 60H110V59H108ZM141 60H142V59H141ZM141 60L139 61L140 63L138 62L139 64H141V62H142ZM148 60H149V59H148ZM148 60H147L146 62H148ZM150 60H151V58H150ZM67 61H69V60H67ZM71 61H72V59H71ZM83 61H84V60H83ZM89 61H90V60H89ZM93 61H94V62L96 61V63H97V60H94V59H93ZM100 61H99V62H100ZM105 61L107 62V59H106ZM114 61H115V60H114ZM116 61H117V59H116ZM116 61H115V62H116ZM118 61H119V60H118ZM160 61H161V60H160ZM162 61H163V60H162ZM165 61H167V60H165ZM65 62H66V61H65ZM78 62H79V63H78ZM78 62H77L78 64L81 63L80 60H79ZM99 62H98V63H99ZM124 62H125V61H124ZM127 62H128V61H127ZM116 63H117V62H116ZM118 63H119V62H118ZM118 63H117V65H119V64H123V63H119V64H118ZM138 63H137V64H138ZM150 63H151V62H150ZM152 63H153V62H152ZM152 63H151V65H152ZM158 63H159V62H158ZM162 63H163V62H162ZM166 63L168 64L169 62H166ZM179 63H180V62H179ZM197 63H198V62H197ZM197 63H195L194 65H196ZM71 64H72V62H71ZM85 64H86V63H85ZM101 64H100V65H101ZM108 64H110V63L108 62ZM126 64H127V63H125L124 66H126ZM139 64L136 65V66H139ZM163 64H164V63H163ZM163 64H161V65L163 66ZM169 64H170V63H169ZM175 64L178 65V63H175ZM180 64H181V66L184 65V63H183V65H182V63H180ZM189 64H188V65H189ZM100 65H99V66H100ZM113 65H114V63H113ZM127 65H128V64H127ZM173 65H174V64H173ZM65 66H66V65H65ZM69 66H70V65H69ZM77 66H78V65H77ZM97 66H98V65L96 64V67H97ZM103 66H104V65H103ZM103 66H102V67H103ZM107 66H108V65H105V69H106ZM120 66H121V65H120ZM122 66H123V65H122ZM122 66H121L120 68L123 70ZM156 66H157V65H156ZM167 66H168V65H165V68H167ZM169 66H170V65H169ZM181 66H180V67H181ZM186 66H187V65H186ZM72 67H73V66H72ZM87 67H88V66H86V68H87ZM92 67H93V66H92ZM100 67H101V66H100ZM111 67H112V66H111ZM114 67H115V66H114ZM117 67H118V66H117ZM187 67H189V66H187ZM67 68L69 69L68 66L66 67V69H67ZM70 68H71V67H70ZM75 68H76V67H75ZM162 68H164V67H162ZM191 68H192V67H191ZM29 69H30V68H29ZM93 69H94V70H92V71H90V72H93V71L96 70V71H95L96 74L99 73V71L97 72L98 68H93ZM103 69H104V67H103ZM105 69H104V70H105ZM111 69H112V68H111ZM111 69H110V70H111ZM114 69H115V68H114ZM124 69H125V67H124ZM172 69H174V67L171 68V70H172ZM180 69H182V68H180ZM187 69H189V68H187ZM187 69H186V70H187ZM72 70H73V68H72ZM76 70H77V68H76ZM99 70H101L102 72H104V70H102V69H100V68H99ZM112 70H113V69H112ZM122 70H121L120 72H122ZM157 70H158V69H157ZM165 70H168V71H167V73H168V72L170 71V68H167V69H165ZM165 70H163V72H164L163 75L165 74ZM189 70H190V69H189ZM198 70H199V68H198ZM198 70H197V71H198ZM113 71L115 72V70H113ZM160 71H161V70H160ZM182 71H183V70H182ZM194 71H195V70H194ZM194 71H192V72H194ZM197 71H196V72H197ZM36 72H37V71H36ZM74 72H75V70H74ZM74 72H73V73H74ZM105 72L107 73V71H105ZM105 72H104V73H105ZM120 72H118L119 75H120ZM187 72H188V71H187ZM196 72H195V74H197ZM27 73H28V72H27ZM38 73H39V72H38ZM68 73H69V72H68ZM76 73H77V72H76ZM104 73H103V76H102V77H104ZM116 73H117V72H116ZM158 73H159V71H158ZM167 73H166V74H167ZM172 73H175V72H173V70H172ZM36 74H37V73H36ZM99 74H100V73H99ZM118 74H117V75H118ZM170 74H171V73H169V75H170ZM186 74H188V73H186ZM195 74H194V76H195ZM31 75H32V74H31ZM90 75H91V73H90ZM90 75H89V76H90ZM108 75H109V74H108ZM108 75H107V76H108ZM111 75H112V71H111ZM117 75H115V77H116ZM119 75H118V77H119ZM154 75H155V74H154ZM180 75H181V73H180ZM4 76H5V75H4ZM91 76H93V73H92ZM109 76H110V75H109ZM112 76H113V78H114V75H112ZM112 76H110V77H112ZM122 76L124 77L123 73H122ZM160 76H161V75H160ZM181 76H182V75H181ZM183 76H184V75H183ZM1 77H2V76H1ZM1 77H0V78H1ZM67 77H68V74H67L66 78H67ZM73 77H74V75H73ZM77 77H78V76H77ZM83 77H84V76H83ZM87 77H88V76H87ZM87 77H86V78H87ZM94 77H95V76H94ZM120 77H121V76H120ZM164 77H167V76H164ZM170 77H171V76H170ZM185 77H186V79H187V76H185ZM5 78H6V77H5ZM64 78H65V76H64ZM64 78H63V80L65 81ZM107 78H108V77H107ZM116 78H117V77H116ZM159 78H160V77H159ZM178 78H179V77H178ZM32 79H33V78H32ZM92 79H93V78H92ZM104 79L106 80V78H104ZM114 79H115V78H114ZM114 79H113V80H114ZM118 79H119V78H118ZM118 79H116V80H118ZM122 79H123V78H122ZM164 79H165V78H164ZM169 79H170V78H169ZM171 79H172V78H171ZM171 79H170V82H171ZM184 79H185V78H184ZM186 79H185V80H186ZM61 80H62V79H61ZM61 80H59V81H61ZM72 80H73V78H72ZM87 80H88V79H87ZM98 80L100 81V83H102V82H101L102 79H101V80L98 79ZM98 80H97V81H98ZM161 80H163V77L161 78ZM30 81H31V80H30ZM33 81H34V80H33ZM59 81H58V82H59ZM108 81H109V80H108ZM164 81H165V80H164ZM66 82H67V81H66ZM66 82H64V83H66ZM78 82H79V81H78ZM158 82H159V80H158ZM184 82H185V81H184ZM0 83H1V79H0ZM72 83H73V81H72ZM72 83H71V84H72ZM98 83H99V82H98ZM100 83H99V85H101ZM109 83H110V81H109ZM109 83H108V84H109ZM112 83H113V82H112ZM112 83H110V84H112ZM120 83H121V84H119V85H120V87H121L123 81L120 82ZM156 83H157V81H156ZM161 83H162V82H161ZM163 83H164V82H163ZM60 84H63V82L60 83ZM81 84H82V83H81ZM81 84H80V85H81ZM87 84H88V83H87ZM96 84H97V83H96ZM103 84H104V83H103ZM149 84L151 85V83H149ZM159 84H160V83H159ZM159 84H158V86H159ZM196 84H197V82H196ZM63 85H64V84H63ZM66 85H67V84H66ZM88 85H90V84H88ZM91 85H92V83H91ZM112 85L114 86L115 84H112ZM117 85H118V84H117ZM117 85H116V87H117ZM0 86H1V85H0ZM58 86H59V85H57V87H58ZM68 86H69V85H68ZM76 86H77V84H76ZM110 86H111V85H108V88H107V89H109ZM152 86H153V85H152ZM155 86H156V84H155ZM155 86H154V89H155ZM176 86H177V85H176ZM4 87H6V86H4ZM85 87H87V85H86ZM106 87H107V85H106ZM114 87H115V86H114ZM147 87H148V86H147ZM159 87H160V86H159ZM0 88H1V87H0ZM112 88H113V87H112ZM121 88H122V87H121ZM121 88H120V89H121ZM150 88H151V87H150ZM175 88H176V87H175ZM3 89H4V88H3ZM8 89H9V87H8ZM66 89H67V88H66ZM72 89H73V88H72ZM93 89H94V87H93ZM93 89H92V90H93ZM99 89H100V87H99ZM151 89H152V88H151ZM151 89H150V90H151ZM161 89H163L162 86H161ZM172 89H173V88H172ZM195 89H196V87H195ZM58 90H59V89H58ZM77 90H78V89H77ZM158 90H159V89H158ZM0 91H1V90H0ZM4 91H5V89H4ZM81 91H82V90H81ZM90 91H91V90H90ZM96 91L99 92V91L97 90V88H96ZM154 91H155V90H154ZM154 91H151V92L155 93ZM59 92H60V91H59ZM62 92H63V91H62ZM65 92H66V91H65ZM75 92H76V91H75ZM86 92H87V91H86ZM86 92H84V93H86ZM107 92H108V90H107ZM151 92H150V94H149L150 96H151ZM158 92H159V91H158ZM172 92H173V91H172ZM63 93H64V92H63ZM78 93H79V91H78ZM94 93H96V92H93V94H94ZM105 93H106V91H105ZM105 93H104V94H105ZM162 93H163V92H162ZM61 94H62V93H61ZM61 94H60V96H61ZM87 94H88V93H87ZM87 94H86V95L84 94V96H88V97L90 98V95H91V94H88V95H87ZM93 94H92V95H93ZM102 94H103V93H102ZM160 94H161V93H160ZM174 94H175V89H174ZM105 95H107V94H105ZM147 95H148V94H147ZM32 96H33V95H32ZM62 96H63V95H62ZM67 96H68V95H67ZM67 96H66V98H67ZM75 96H76V94H75ZM84 96H82V98H85ZM70 97L72 98V96H70ZM105 97H106V96H104V99H105ZM110 97H111V96H110ZM33 98H35V97H33ZM37 98H38V97H37ZM40 98H41V97H40ZM62 98H63V97H62ZM86 98H87V97H86ZM145 98H146V97H145ZM148 98H149V97H148ZM57 99H59V98H57ZM63 99H64V98H63ZM68 99H70V98H68ZM68 99H66L65 101H67ZM79 99H80V98H79ZM87 99H88V98H87ZM98 99H99V98H98ZM107 99H108V97H107ZM111 99H112V98H111ZM111 99L109 98V100H111ZM149 99H150V98H149ZM149 99H148V101H149ZM215 99H216V98H215ZM72 100H73V99H72ZM75 100H76V99H75ZM92 100H93V98H92ZM109 100H108V102H109ZM153 100H154V99H153ZM221 100H222V99H221ZM223 100H224V99H223ZM40 101H42V100H40ZM44 101H45V100H43V102H44ZM69 101H70V100H68V102H69ZM87 101H88V100H87ZM87 101H86V103H87ZM155 101H156V100H155ZM205 101H206V100H205ZM213 101H214V100L212 99V102H213ZM36 102H37V101H36ZM36 102L34 101V103H36ZM89 102H90V101H88L87 104H90ZM92 102H93V101H92ZM92 102H91V103H92ZM100 102H101V100H100ZM103 102H104V101H103ZM105 102H107V100H105ZM141 102H142V99H141ZM151 102H152V101H151ZM151 102H150V103H151ZM209 102H210V101H209ZM218 102H219V100H218ZM223 102H224V101H223ZM20 103H21V102H20ZM46 103H47V102H46ZM49 103H50V102H49ZM55 103H56V102H55ZM59 103H61V102H59ZM83 103H84V101L82 102V104H83ZM134 103H136V101H135ZM37 104H39V103H37ZM37 104H35V105H37ZM40 104H41V103H40ZM71 104H72V103H71ZM74 104H76V103L74 102ZM99 104H100V103H99ZM114 104H115V102H113V105H114ZM137 104H138V103H137ZM137 104H135V105H131V106H132V107H135ZM145 104H146V103H145ZM189 104H190V103H189ZM203 104H205V103H203ZM214 104H215V102H214ZM218 104H219V103H218ZM41 105H42V104H41ZM41 105H40V106H41ZM45 105H46V104H44L43 106H45ZM50 105H51V104H50ZM91 105H93V103H92ZM109 105H110V103H109ZM111 105H112V104H111ZM142 105H144V104H142ZM221 105H222V104H221ZM40 106H38V107H40ZM43 106H41V107H43ZM47 106H48V105H47ZM62 106H63V105H62ZM72 106H73V105H72ZM74 106H77V105H74ZM104 106H105V105H104ZM106 106H107V104H106ZM146 106H148V105H146ZM158 106H159V105H158ZM188 106H189V105H188ZM217 106H218V105H217ZM16 107H17V106H15V109H16ZM25 107H26V106H25ZM25 107H24V108H25ZM28 107H29V106H28ZM54 107H57V106H54ZM79 107H80V106H79ZM88 107H90V105H89ZM95 107H96V105H95ZM95 107H94V108H95ZM98 107H99V105H98ZM137 107H138V108H143V110H145L144 107H141V106L139 107L138 105H137ZM137 107H136V108H137ZM153 107H154V106H153ZM153 107H152V108H153ZM155 107H156V106H155ZM218 107H219V106H218ZM218 107H217V108H218ZM30 108H32V107L30 106ZM59 108H61V107H59ZM75 108H76V107H75ZM82 108H83V107H82ZM84 108H85V107H84ZM92 108H93V106L90 108V110H91ZM111 108H112V107H111ZM111 108H109V109L111 110ZM138 108H137V109H138ZM157 108H159V107H157ZM180 108H181V106H180ZM207 108H209V106H207ZM212 108H213V106H212ZM18 109H19V108H18ZM18 109H16L17 112H19ZM20 109H21V108H20ZM22 109H23V107H22ZM78 109H79V108H78ZM80 109H81V107H80ZM97 109H98V108H97ZM97 109H95V110H97ZM115 109H116V107H115ZM137 109H136V110H137ZM153 109H154V108H153ZM26 110H27V109H26ZM28 110H29V109H28ZM34 110H35V109H34ZM57 110H58V109H57ZM61 110H62V109H61ZM61 110H60V111H61ZM65 110L68 111L67 109H65ZM83 110H85V109H83ZM93 110H94V109H93ZM101 110H103V109H101ZM105 110H106V108H105ZM110 110H109V111H110ZM132 110H133V108H132ZM168 110H169V109H168ZM178 110H179V109H178ZM181 110H182V109H181ZM205 110H207V109H205ZM47 111H48V110H47ZM86 111L88 112V110H86ZM98 111H99V110H98ZM107 111H108V110H107ZM111 111H112V110H111ZM114 111H115V110H114ZM134 111H135V110H134ZM134 111H133V112H134ZM139 111H142V110L139 109L137 112H139ZM209 111H211V110H209ZM212 111H213V110H212ZM218 111H219V110H218ZM20 112H21V110H20ZM32 112H33V110H32ZM35 112H36V111H35ZM42 112H43V110H42ZM58 112H59V111H58ZM61 112H63V111H61ZM92 112H93V111H92ZM92 112H91L90 114H92ZM127 112H128V111H127ZM207 112H208V111H207ZM23 113H25V112L23 111ZM36 113H37V112H36ZM98 113H100V111H99ZM105 113L107 114V112H105ZM134 113H135V112H134ZM142 113H143V111H142ZM211 113H212V112H211ZM217 113H218V112H217ZM30 114H31V113H30ZM33 114H34V113H33ZM33 114H32V116H33ZM57 114H58V116L60 115L59 113H57ZM64 114H65V113H64ZM64 114H63V115H64ZM86 114H87V113H86ZM129 114H130V116H132V118H134V116L131 115L130 111H129ZM129 114L127 113V115H129ZM42 115H43V114H42ZM50 115H52V114H50ZM50 115H49V116H50ZM53 115H54V114H53ZM55 115H56V114H55ZM63 115H62V116H63ZM66 115H67V114H66ZM78 115H79V114H78ZM82 115H83V112H82V114H81V117H82ZM88 115H89V113H88ZM98 115L101 116V114H98ZM115 115H116V114H115ZM127 115H125V117H126ZM134 115H136V114H134ZM137 115H138V114H137ZM140 115H142V114L140 113ZM149 115H150V114H149ZM153 115H154V114H153ZM165 115H166V112H165ZM172 115H173V114H172ZM23 116H24V115H23ZM25 116H26V115H25ZM25 116L22 117L21 119L23 120V118H25ZM30 116H31V115H30ZM30 116H29V117L26 116V117L31 118ZM46 116H47V115H46ZM62 116H61V117H62ZM84 116H85V115H84ZM93 116H97L96 113L93 112V114H92V116L90 117V119H88V118H89V117H88V118H87L88 120H87L85 123L88 124V121H90V120L93 118ZM100 116H99V117H100ZM103 116H104V115H103ZM108 116H109V115H108ZM108 116H107V117H108ZM118 116H119V115H118ZM143 116H145V113H143ZM143 116H141V120H142V117H143ZM169 116H170V115H169ZM19 117H21V116H19ZM38 117H39V116H38ZM44 117H45V116H44ZM59 117H60V116H59ZM97 117H98V116H97ZM125 117L123 116L124 119H127V118H128V117H126V118H125ZM139 117H140V116H139ZM139 117H138V122H135L136 124L139 123V119H140ZM149 117H152V116H149ZM170 117H171V116H170ZM33 118H34V116H33ZM33 118H32V119H33ZM35 118H36V117H35ZM56 118H57V117H56ZM68 118H69V117H68ZM74 118H75V117H74ZM78 118H79V117H77V120H78ZM82 118H83V117H82ZM95 118H96V117H95ZM120 118H122V117H120ZM123 118H122V119H123ZM132 118L129 117L128 119H131V120L124 121L123 123L125 124L126 122H128V124H129V121L131 122V121H132ZM152 118H153V117H152ZM163 118H164V117H163ZM18 119H19V118H18ZM26 119H27V118H26ZM32 119H31V120H32ZM43 119H44V118H43ZM71 119H72V117H71ZM80 119H81V118H80ZM100 119H102V117H100ZM100 119H98V120H100ZM109 119H110V118H109ZM147 119H148V118H147ZM150 119H151V118H150ZM11 120H13V119H11ZM22 120H21V121H22ZM24 120H25V119H24ZM31 120H30V121H31ZM57 120H58V118H57ZM66 120H67V119H66ZM96 120H97V118H96ZM114 120H116V119H114ZM114 120H112V121H114ZM117 120H118V118H117ZM135 120H136V118H135ZM152 120H154V119H152ZM6 121H7V120H6ZM13 121H14V120H13ZM21 121H20V119H19V122H21ZM30 121L28 122V124L30 123ZM35 121H36V119H35ZM42 121H44V120H42ZM47 121H48V120H47ZM47 121L45 120L44 123L47 122ZM84 121H85V117H84ZM106 121H109V120H106ZM120 121H121V120H120ZM148 121H149V119H148ZM150 121H151V120H150ZM164 121H165V119H164ZM14 122L17 123L18 121H16V119H15ZM23 122L25 123L26 121H23ZM72 122H73V120H72ZM78 122H79V121H78ZM80 122H81V121H80ZM80 122H79V123H80ZM92 122H96V121H93V120H92ZM92 122H91V123L89 122L90 127L92 126V125H91ZM97 122H98V121H97ZM97 122H96V123H97ZM100 122H101V121H99V124H100ZM102 122H103V121H102ZM117 122H118V121H117ZM117 122H112V123H110V124H112V126H109V127H111V131L114 130L113 124H114V123H117ZM140 122H141V121H140ZM152 122H153V121H152ZM161 122H162V120H161ZM21 123H22V122H21ZM38 123H39V122H38ZM52 123L55 124L54 122H52ZM57 123H58V122H57ZM60 123H61V122L59 121L58 124L60 125ZM68 123H69V121H68ZM79 123H78V124H79ZM121 123H122V122H121ZM123 123H122L121 127L118 126L119 129L121 130V132H122V129H123V128H122ZM142 123H143V122H142ZM142 123H141V124H142ZM164 123H165V122H163L162 125H165ZM177 123H178V122H177ZM10 124H12V122H11ZM10 124H9V127H10ZM33 124H34V123H33ZM65 124H66V123H65ZM86 124H85V125H86ZM89 124H88L86 127L89 129L88 132L90 133V132H91L90 130L93 128L94 123H93V126H92L91 129L88 127ZM97 124H98V123H97ZM99 124H98V125H99ZM101 124H102V123H101ZM131 124H132V123H131ZM131 124H130V125H131ZM139 124H140V123H139ZM141 124H140L139 128L142 127V128H140V129L142 130V129H143V126H141ZM147 124H148V122H147L146 124H144V125H147ZM152 124H154V123H152ZM170 124H171V123H170ZM19 125H20V124H19ZM29 125H31V124H29ZM39 125H40V124H39ZM46 125H47V123H46ZM69 125H70V126H69L68 128H70L71 125H73V124L71 123V124H69ZM83 125H84V123H83ZM83 125H82V126H83ZM107 125H108V123H107ZM119 125H120V124H119ZM126 125H127V124H126ZM130 125H127V126L130 128ZM148 125H149V124H148ZM162 125H161V126H162ZM166 125H167V124H166ZM166 125H165V126H166ZM168 125H169V123H168ZM168 125H167V126H168ZM5 126H6V124H5ZM15 126H16V125H15ZM20 126L22 127L23 125H20ZM35 126H36V124L34 125V127H35ZM47 126H48V125H47ZM62 126H63V125H62ZM67 126H68V125H67ZM74 126H75V125H74ZM74 126H73V127H74ZM82 126H81V127H82ZM96 126H97V125H96ZM102 126H103V125H101L100 127L102 128ZM124 126H125V125H124ZM127 126H125V127H127ZM152 126H153V125H152ZM152 126L149 125V127H151V128H152ZM156 126H157V125H156ZM156 126H155V127H156ZM167 126H166V130H167ZM21 127H18V128H16V129H15L14 127H12V129H11V127H10V129H11V130H14V129H15V131H16V130L19 129V128H20V130H21ZM23 127H24V126H23ZM23 127H22V128H23ZM36 127H37V126H36ZM50 127H51V126H50ZM53 127H54V126H53ZM64 127H66V126L64 125ZM73 127H71V128H73ZM77 127H78V126H77ZM98 127H99V126H98ZM98 127H96V128H98ZM105 127H106V126H105ZM145 127H146V126H145ZM145 127H144V129H145ZM149 127H147V128H149ZM162 127H163V126H162ZM162 127H160V128H162ZM169 127L171 128L172 125L168 126V128H169ZM212 127H213V126H212ZM2 128H3V127H2ZM5 128H6V127H5ZM32 128H33V127H32ZM51 128H52V127H51ZM79 128H80V127H79ZM82 128H85V127H82ZM112 128H113V130H112ZM139 128H138V130H139ZM153 128H154V126H153ZM175 128H176V127H175ZM3 129H4V128H3ZM24 129H25V128H24ZM24 129H23V130H24ZM29 129H30V126H29ZM35 129H37V128H35ZM43 129H44V128H43ZM47 129H48V128H47ZM62 129H63V128H62ZM80 129H81V128H80ZM80 129H79V130H80ZM106 129H107V127H106ZM115 129L118 130V133L120 132V130H119L118 128H115ZM124 129H125V128H124ZM124 129H123V130H124ZM210 129H211V128H210ZM5 130H6V129H5ZM8 130H9V129H8ZM20 130H19V131H20ZM27 130H28V128L26 129V132H28ZM31 130H32V129H31ZM54 130H55V129H54ZM57 130H58V129H57ZM59 130H60V129H59ZM65 130H66V128H65ZM69 130L73 131V130H76V129L73 128V129H69ZM69 130H67V131H69ZM82 130H85V129H82ZM82 130H80L79 134H78V133H76V134L80 135V133H81V135H82V132H81ZM95 130H96V129H95ZM130 130H131V129H130ZM133 130H135V129H133ZM136 130H137V129H136ZM136 130H135V131H136ZM150 130H151V129H148V132H149ZM164 130H165V129H164ZM164 130H163V131H164ZM3 131H4V130H3ZM9 131H10V130H9ZM47 131H50V129L47 130ZM76 131H77V130H76ZM76 131H75V132H76ZM114 131H115V130H114ZM128 131H129V130H128ZM131 131H132V130H131ZM131 131H129V132L126 133V134H125V132H123L125 135H127V136H124V137H126V138L129 137V140H130V136H131V133H130V132H131ZM135 131H134V133H136ZM142 131H144V130H142ZM145 131H147V129H146ZM151 131H152V132H151V135H152V133H153L154 131H153V130H151ZM0 132H1V130H0ZM13 132H14V131H13ZM17 132H18V131H17ZM17 132H14V133H17ZM31 132H33V131H31ZM44 132L47 133L46 131H44ZM57 132H58V131H57ZM61 132H62V131H61ZM96 132H97V130H96ZM99 132H102V131L99 130ZM99 132H97V133L94 132L95 134L91 133V135H92V134H93V136L95 135V138H96V137H97L96 134H98ZM107 132H108V130H107ZM159 132H160V131H159ZM168 132H169V131H168ZM6 133H7V132H6ZM29 133H30V132H29ZM33 133H34V132H33ZM62 133L65 134L66 132L64 133V131H63ZM67 133H68V132H67ZM85 133H87V130L84 131V134H85ZM108 133H109V132H108ZM115 133H116V131H115ZM129 133H130V134H129ZM132 133H133V131H132ZM137 133H140V134H141V132H137ZM174 133H175V132H174ZM182 133H183V132H182ZM210 133H211V132H210ZM11 134H12V133H11ZM18 134L21 135V136H23V137H25V138H26V137L28 138V136L31 137L30 134L27 135V134H25L24 132H18ZM40 134H41V133H40ZM60 134H61V133H60ZM76 134H74V136H75ZM87 134H88V133H87ZM113 134H114V133H113ZM143 134H144V136H145V133H144V132H143ZM159 134H160V133H159ZM159 134L157 133V134H154V135H155V136L157 135V137H158V136H160ZM172 134H173V133H172ZM179 134H180V133H179ZM179 134H178V135H179ZM184 134H185V133H184ZM213 134H214V133H213ZM3 135H4V134H3ZM5 135H7V134H5ZM71 135H72V134H71ZM99 135L101 136V135H103V133H99ZM99 135H98V136H99ZM111 135H112V134H111ZM128 135H130V136H128ZM132 135H133V134H132ZM162 135H163V134H162ZM164 135H165V134H164ZM221 135H222V134H221ZM11 136H12V135H11ZM47 136H48V134H47ZM53 136H54V135H53ZM65 136H66V135H65ZM67 136H68V135H67ZM67 136H66V137H67ZM93 136H91V137H92L91 139L94 138ZM109 136H110V135H109ZM137 136H138V135H137ZM147 136H148V135H147ZM180 136H181V134H180ZM182 136H183V135H182ZM182 136H181V137H182ZM207 136H208V135H207ZM4 137H5V136H4ZM8 137H9V135H8ZM58 137H59V136H58ZM61 137H62V136H60V138H61ZM69 137H71V136H69ZM72 137H73V135H72ZM76 137H79V136H76ZM101 137H102V136H101ZM101 137H99V139H100ZM120 137L123 138V136H120ZM132 137H133V136H132ZM138 137L142 138L141 136H138ZM145 137H146V136H145ZM162 137H163V136H162ZM220 137H221V136H220ZM6 138H7V136H6ZM6 138H5V139H6ZM9 138H11V137H9ZM13 138H16V137H13ZM13 138H12V140H13ZM25 138H24V139H25ZM31 138H32V137H31ZM33 138H34V136H33ZM33 138H32V139H33ZM37 138H38V137H37ZM64 138H65V137H64ZM73 138H74V137H73ZM95 138H94V140H96L98 137H97L96 139H95ZM116 138H117V136H116ZM134 138H135V137H134ZM140 138H138V140L135 138V139L137 140L138 148H139V143L141 144V143L143 142V141L141 142V139H140ZM153 138H154V137H152V139H153ZM172 138H173V136H172ZM213 138H214V137H213ZM2 139H3V138H2ZM18 139H19V138H18ZM18 139H17V140H18ZM42 139H43V138H42ZM57 139L59 140V138H57ZM62 139H63V138H62ZM69 139H70V138H69ZM69 139H68V140H69ZM117 139H118V138H117ZM124 139H125V138H124ZM131 139H133V138H131ZM139 139H140V141H139ZM145 139H146V138H145ZM147 139H148V138H147ZM149 139H150V140H149ZM149 139H148L149 141L147 142V143H148V147H149V142H152V141H151V140H152L151 137H150ZM161 139H162V138H161ZM7 140H8V138H7ZM35 140H36V139H35ZM37 140H38V139H37ZM58 140H57V141H58ZM75 140H76V139H75ZM97 140H98V139H97ZM97 140H96V141H97ZM100 140H101V139H100ZM100 140H98V141L101 142ZM122 140H123V139H122ZM127 140H128V139H127ZM129 140H128V141H125V142H126V143H127V142L130 143ZM136 140H135V141H136ZM142 140H144V138H143ZM156 140H157V138H156ZM158 140H159V139H158ZM166 140H167V139H166ZM4 141H5V140H4ZM9 141H11V140L9 139ZM13 141H14V140H13ZM23 141H24V140H23ZM31 141H32V140H31ZM51 141H52V140H51ZM70 141H71V139H70ZM70 141H69V142H70ZM82 141H83V140H82ZM92 141H93V140H92ZM96 141H93V142H96ZM105 141H106V139H105ZM119 141H120V140H119ZM133 141H134V140H133ZM133 141L130 143L131 145H133V144H132ZM138 141H139V143H138ZM154 141H155V140H154ZM154 141H153V143H154ZM177 141H178V140H177ZM211 141H212V140H211ZM5 142H6V141H5ZM17 142H20V141H17ZM27 142H28V141H27ZM53 142H54V141H53ZM64 142H65V141H64ZM73 142L76 144L75 141H73ZM77 142H78V141H77ZM79 142H80V141H79ZM99 142H98V143H99ZM125 142H124V143H125ZM157 142H158V141H156V143H157ZM159 142H161V141H159ZM159 142H158V144H159ZM166 142H167V141H166ZM1 143H2V142H1ZM11 143H13V142H11ZM32 143H33V142H32ZM35 143H36V142H35ZM71 143H72V142H71ZM71 143H70V144H71ZM98 143H96V144H98ZM144 143L147 145V143L145 142V140H144ZM171 143H172V142H171ZM175 143H176V142H175ZM179 143H180V142H179ZM219 143H220V142H219ZM8 144H9V142H8ZM17 144H18V143H17ZM19 144H20V143H19ZM24 144H25L24 146H27L26 143H24ZM28 144H29V143H28ZM57 144H58V143H57ZM67 144H68V143H67ZM77 144H78V143H77ZM85 144H86V143H85ZM101 144L103 145V143H101ZM104 144H105V143H104ZM130 144H128V145L130 146ZM134 144H136V142H135ZM145 144L142 143L141 145H145ZM154 144H155V143H154ZM160 144H161V143H160ZM10 145H11V144H10ZM13 145H14V144H13ZM13 145H11V146H13ZM30 145H31V144H30ZM53 145H54V144H53ZM63 145H64V144H63ZM91 145H92L91 149L93 148V146H96V145H94L93 143H92ZM99 145H100V144H99ZM105 145H106V144H105ZM105 145H104V146H105ZM122 145H123V143H122ZM128 145H125V147H127ZM141 145H140V146H141ZM146 145H145V146H146ZM152 145H153V144H152ZM163 145H164V144H163ZM170 145H172V144H170ZM179 145H180V144H179ZM179 145H178V147H180ZM209 145H210V143H209ZM213 145H214V144H213ZM1 146H2V145H1ZM4 146H5V144H4ZM7 146H8V145H7ZM43 146H44V145H43ZM80 146H81V144H80ZM83 146H84V145H82V147H83ZM86 146H88V145L86 144ZM86 146H85V147H86ZM145 146H141V147L146 148ZM156 146H157V144H156ZM159 146H160V145H159ZM167 146H168V145H167ZM176 146H177V145H176ZM19 147H22V141H21V146L19 145ZM19 147H18V148H19ZM27 147H28V146H27ZM37 147H38V146H37ZM57 147H58V146H57ZM70 147H71V146H70ZM85 147H84V148H85ZM100 147H102V151H103V153H104L105 149L103 150V146H100ZM131 147H133V146H131ZM131 147H130L129 149H131ZM135 147H136V146H135ZM154 147H155V145H154ZM157 147H158V146H157ZM211 147H212V146H211ZM22 148H23V147H22ZM41 148H42V147H41ZM61 148H63V147H61ZM88 148H89V147L85 148V149L88 150V151H87L88 153H86L87 155H88V154L90 155V153H92V154H93V153H94V154L96 153L95 151H93V152H89V149H88ZM150 148H151V147H150ZM160 148H161V147H160ZM181 148H182V147H181ZM4 149H6V147H5ZM10 149H11V147H10ZM13 149H15V148L13 147ZM31 149H32V148H31ZM36 149H37V148H36ZM42 149H43V148H42ZM73 149H74V147H73ZM82 149H83V148H82ZM122 149H123V151H124V148H121V152H122ZM129 149H128V150H129ZM135 149H136V148H135ZM135 149H133V150L131 149V150L133 151V153L135 152V151H134ZM146 149H147V148H146ZM146 149H145V150H146ZM148 149H149V148H148ZM148 149H147V151H145V152L148 153V151H149ZM156 149H157V148H156ZM156 149H155V150H156ZM161 149H162V148H161ZM161 149H159L160 152H161ZM176 149H177V148H175V150H176ZM182 149H183V148H182ZM182 149H181V150H182ZM200 149H201V148H200ZM0 150H1V148H0ZM6 150H7V149H6ZM15 150H16V149H15ZM17 150H18V149H17ZM20 150H21V148H20ZM28 150H29V149H27V152H28ZM59 150H60V149H59ZM67 150H68V149H67ZM69 150H70V148H69ZM94 150H95V147H94ZM126 150H127V149H126ZM131 150H129V152H130V154H131V156H132L133 153H131V152H132ZM137 150H138V149H137ZM152 150H153V154H154L155 151H154L153 148L151 149V151H152ZM163 150L165 151V148H164ZM168 150L170 151V148H169ZM179 150H180V149H179ZM179 150H178V151H179ZM11 151H12V150H11ZM30 151H31V150H30ZM30 151H29V152H30ZM32 151H33V150H32ZM34 151H36V150H34ZM55 151H57V150H55ZM70 151H71V150H70ZM81 151H82V150H81ZM81 151H80V149H79L78 152H81ZM96 151H101V149L98 150V147H97V150H96ZM102 151H101V153H102ZM138 151H139V150H138ZM138 151H136V152L139 154ZM140 151L142 152L141 149H140ZM151 151H149V154H148V158H149L148 161H151L150 159H151L152 157L156 156V154H154L153 156H150V155L152 154ZM164 151H163V153H164ZM176 151H177V150H176ZM1 152H2V151H1ZM12 152H13V154H14V152H16V151H12ZM72 152H73V151H72ZM85 152H86V150H85ZM85 152H84V153H85ZM129 152L127 153L128 155H129ZM136 152H135V153H136ZM150 152H151V154H150ZM171 152H172V150H171ZM180 152H181V151H180ZM6 153H7V152H6ZM84 153H82V154H84ZM101 153L98 154V155H100V157L103 155V154H101ZM119 153H120V152H119ZM123 153H124V152H123ZM135 153H134V154H135ZM143 153H144V151H143ZM157 153H158V151H157ZM2 154H3V153H2ZM20 154H21V153H20ZM25 154H26V152H25ZM27 154H28V153H27ZM27 154H26V155H27ZM29 154H30V153H29ZM29 154H28V155H29ZM36 154H37V153H36ZM86 154H85L84 156H86ZM145 154H146V153H145ZM168 154H169V153H168ZM4 155H5V153H4ZM11 155H12V154H11ZM16 155H17V154H16ZM28 155H27V157H29ZM33 155H34V154H33ZM43 155H44V154H43ZM76 155H77V154H76ZM120 155H121V154H118L119 158H120ZM122 155H123V154H122ZM140 155L142 156L143 154L141 153ZM160 155H161V154H160ZM207 155H208V154H207ZM2 156H3V155H2ZM7 156H8V154H7ZM12 156H13V155H12ZM36 156H37V155H36ZM56 156H58V155H56ZM74 156H75V155H74ZM93 156L95 157L96 155H93ZM145 156H146V155H145ZM145 156L143 155L142 157L145 158ZM165 156H166V154H165ZM174 156L176 157V155H174ZM9 157H11V156H9ZM15 157H16V156H15ZM20 157H21V156H20ZM38 157H39V156H38ZM80 157H82V156H80ZM88 157H89V156H88ZM88 157H87V158H88ZM122 157H123V156H122ZM128 157H129V156H128ZM134 157H135V155H133L132 160H133ZM136 157H137V156H136ZM139 157H140V156H139ZM150 157H151V158H150ZM158 157H160V156H159V153H158ZM158 157H157V158H158ZM168 157H169V156H168ZM1 158H2V157H1ZM6 158H7V157H6ZM74 158H75V157H74ZM82 158H83V157H82ZM87 158L85 157L86 160H87ZM91 158H93V157L91 156ZM119 158H118L117 160H119ZM144 158H143V160H145ZM160 158H162V155H161ZM160 158H158V159H160ZM9 159H10V158H9ZM11 159H12V158H11ZM11 159H10V160H11ZM30 159H31V158H30ZM33 159L36 160V158H33ZM46 159H47V158H46ZM79 159H80V158H79ZM97 159H98V158H97ZM120 159H121V158H120ZM128 159H129V158H128ZM154 159H156V158L154 157ZM154 159H153V160H154ZM174 159H175V158H174ZM14 160H15V159H14ZM16 160H17V159H16ZM35 160H34V161H35ZM37 160H38V159H37ZM39 160H40V159H39ZM76 160H77V159H76ZM94 160H95V158H94ZM123 160H124V157H123V159H122V162H123ZM135 160H136V158H135L133 161L135 162ZM143 160H141V164L144 162ZM156 160H157V159H156ZM160 160H162V159H160ZM166 160L168 161L169 159L167 158ZM166 160H165V161H166ZM27 161L29 162V159H28ZM46 161H47V160H46ZM87 161H89V158H88ZM95 161L97 162V160H95ZM113 161H114V160H113ZM113 161H112V162H113ZM125 161H126V160H125ZM133 161H132V162H133ZM165 161H164V162H165ZM30 162H31V161H30ZM30 162H29V163H30ZM36 162H37V161H36ZM36 162H35V163H36ZM41 162H42V161H41ZM51 162H52V161H51ZM83 162H84V161H83ZM83 162H82V163H83ZM90 162L96 163V162H94L92 159H90ZM115 162H117V161L115 160ZM118 162H119V161H118ZM118 162H117V163H118ZM122 162L120 163L121 165H123ZM134 162H133V164H134ZM146 162H147V161H146ZM151 162H152V161H151ZM151 162H150V165L152 166ZM154 162H156V161L154 160ZM157 162H158V161H157ZM161 162H162V161H161ZM169 162H170V161H169ZM169 162H168V163H169ZM174 162H176V161L174 160ZM174 162H173V163H174ZM3 163H4V162H3ZM10 163H12V162H10ZM31 163L33 164V162H31ZM54 163H56V162H54ZM99 163H100V161H99ZM125 163H127V161H126ZM158 163H159V168H160L162 165L160 166V161H159ZM173 163H172V164H173ZM39 164H40V163H39ZM43 164H44V163H43ZM80 164H81V162H80ZM91 164H92V163H91ZM141 164H140V165H141ZM144 164H147V163H144ZM144 164H143V166L145 167ZM165 164H167V163H165ZM165 164L163 163L164 166H165ZM170 164H171V163H170ZM41 165H42V164H41ZM41 165H39V167H40ZM57 165H58V163H57ZM57 165H56V166H57ZM82 165H83V164H82ZM92 165H93L92 167H94V164H92ZM95 165H96V164H95ZM97 165H100V164H97ZM115 165H116V164L114 163V165H113L114 168L116 167ZM135 165H136V163H135ZM140 165H139L138 168L143 167L142 165H141V166H140ZM147 165H148V164H147ZM147 165H146V167H147ZM150 165H148V167H150ZM157 165H158V164H157ZM157 165H156V166H157ZM168 165H169V164H167V166H168ZM175 165H177V164L175 163ZM175 165H172V169H174L173 166H175ZM5 166H6V165H5ZM29 166H30V165H29ZM34 166H35V165H34ZM48 166H49V164H48ZM56 166H55V167H56ZM84 166H85V165H84ZM87 166H90V165H87ZM118 166H120V165H118ZM127 166L130 167L129 165H127ZM127 166H126V167H127ZM153 166H154V164H153ZM164 166H162V168H163ZM16 167H17V166H16ZM58 167H59V166H58ZM58 167H56V168H58ZM92 167L90 166V168H92ZM126 167H125V168H126ZM131 167H132V166H131ZM144 167H143V168H144ZM148 167H147V168H144V169H147V171H148ZM19 168H20V166H19ZM19 168H18V169H19ZM31 168H32V167H31ZM51 168H53V167H51ZM77 168H78V167H77ZM88 168H89V167H88ZM96 168H97V167H96ZM125 168H123V171H122L123 173H125L126 171L128 172L129 169H130V168H128V169L126 168L127 170L125 171V170H124ZM151 168H155V167H150V169H151ZM162 168H160V169H162ZM9 169H10V168H9ZM15 169H16V168H15ZM15 169H14V170H15ZM40 169H41V168H40ZM42 169H43V168H42ZM60 169H61V168H60ZM60 169H59V170H60ZM62 169H63V168H62ZM64 169H65V168H64ZM80 169H81V168H80ZM93 169H95V168H93ZM121 169H122V168H121ZM155 169H156V168H155ZM172 169H171V170H172ZM176 169H177V167H176ZM176 169H174V170H176ZM3 170H4V169H3ZM5 170H6V169H5ZM12 170H13V169H12ZM25 170H26V169H25ZM49 170H50V168H49ZM54 170H55V169H54ZM54 170H53V171H54ZM97 170H98V169H97ZM97 170H96V172H97ZM130 170H131V169H130ZM136 170H137V171H136V173H137V172H138V169H136ZM139 170H140V169H139ZM166 170H167V169H166ZM169 170H170V168H169ZM169 170H168V171H169ZM19 171H20V170H19ZM30 171H31V170H30ZM37 171H38V173H40L39 170H37ZM42 171H43V170H42ZM53 171H52V173H53ZM63 171H64V170H63ZM65 171H66V170H65ZM83 171H84V170H83ZM85 171H86V170H85ZM94 171H95V170H94ZM151 171H153V170H151ZM151 171H148L147 174L150 173ZM47 172H48V171H47ZM55 172H56V173H53V174L58 175L56 170H55ZM166 172H167V171H166ZM169 172H171V171H169ZM172 172H173V170H172ZM172 172H171V173H172ZM18 173H19V172H18ZM23 173H24V172H23ZM49 173H50V172H49ZM49 173H47V174H49ZM61 173H63V172H61ZM98 173H99V172H98ZM100 173H101V171H100ZM123 173H122L123 176L128 174V173H127V174H123ZM130 173H131V172H130ZM141 173H143V176H142V177H144L145 173L142 172V171H141ZM161 173H162V170H161ZM167 173H168V172H167ZM167 173H166V174H167ZM32 174H33V173H32ZM32 174H31V175H32ZM41 174H42V173H41ZM53 174H51V175H53ZM59 174H60V173H59ZM84 174H85V173H84ZM119 174H120V173H119ZM156 174H157V173H156ZM163 174H164V173H163ZM163 174H162V176H163ZM3 175H4V174H3ZM8 175H9V174H8ZM81 175H82V174H81ZM120 175H121V174H120ZM120 175H119V176H120ZM122 175H121V176H122ZM160 175H161V174H160ZM11 176H12V175H11ZM34 176H35V175H34ZM44 176H45V174H44ZM119 176H117V178H116L118 182H119L120 180L122 181V179H123V177H121L122 179L120 178V179L118 180V177H119ZM140 176H141V175H140ZM165 176H166V175H165ZM165 176H163V177L165 178ZM168 176H169V174H168ZM20 177H21V176H20ZM22 177H23V176H22ZM40 177H41V176H40ZM54 177H55V176H54ZM57 177H58V176H57ZM63 177H64V176H63ZM72 177H73V176H72ZM84 177H86V176H84ZM94 177H95V176H94ZM97 177H98V176H97ZM124 177H125V176H124ZM142 177L140 178V180L142 179ZM209 177H210V176H209ZM13 178H14V177H13ZM15 178H16V177H15ZM15 178H14V179H15ZM17 178H18V176H17ZM27 178H28V175H27ZM35 178H37V177H35ZM125 178H126V179H125ZM125 178H124V179H125L126 181L129 180L127 176H126ZM129 178H130V175H129ZM145 178H146L145 180H147V177H145ZM148 178H149V176H148ZM171 178H172V177H171ZM3 179H4V178H3ZM29 179H32V178L29 177ZM56 179H57V178H56ZM80 179H81V178H80ZM87 179L89 180V178H86V180H87ZM127 179H128V180H127ZM150 179H152V178H150ZM160 179H161V176H160ZM160 179H159L158 181H160ZM43 180H44V178H43ZM113 180H114V179H113ZM145 180H144V178H143V184H144ZM167 180L169 181L170 179H167ZM199 180H200V179H199ZM199 180H198V181H199ZM2 181H3V180H2ZM2 181H1V182H2ZM24 181H25V180H24ZM56 181H58V180H56ZM117 181L115 180V182H117ZM121 181H120V182H121ZM149 181H150V180H149ZM201 181H202V180H201ZM14 182H15V181H14ZM53 182H54V181H53ZM62 182H63V181H62ZM65 182H68V181H65ZM65 182H63V183H65ZM73 182H75V181H73ZM86 182H87V181H86ZM120 182H119V183H120ZM122 182H123V181H122ZM122 182H121V183H122ZM124 182H125V181H124ZM2 183H4V182H2ZM2 183H1V186H2ZM15 183H16V182H15ZM21 183H22V182H21ZM25 183H26V181H25ZM33 183H35V182H33ZM54 183H55V182H54ZM58 183H59V182H58ZM83 183H84V182H83ZM149 183H150L151 185H153L152 182H149ZM197 183H198V182H197ZM5 184H6V183H5ZM55 184H56V183H55ZM89 184H90V183H89ZM96 184H97V183H96ZM96 184H95V185H96ZM99 184H100V183H99ZM116 184H117V183H116ZM128 184H132V183H129V181H128ZM133 184H140V182L135 183V182L133 181ZM145 184H146V182H145ZM150 184H149V185H150ZM158 184H159V182H158ZM194 184H196V183H194ZM8 185H9V184H8ZM67 185H69V184H67ZM103 185H104V184H103ZM141 185H142V184H141ZM147 185H148V184H147ZM164 185H165V184H164ZM167 185H168V183H167ZM167 185H166V187H167ZM42 186H44V185H42ZM45 186H46V185H45ZM61 186H62V185H61ZM78 186H79V185H78ZM84 186H85V185H84ZM92 186H93V185H92ZM97 186H99V185L97 184L96 187H97ZM100 186H101V184H100ZM100 186H99V187H100ZM129 186H130V185H129ZM129 186H128V189H130ZM137 186H138V185H136V187H137ZM196 186H197V185H196ZM47 187H48V186H47ZM47 187H46V188H47ZM56 187H57V186H56ZM62 187H63V186H62ZM85 187H86V186H85ZM85 187H84V188H85ZM96 187H95V189H96ZM101 187H102V186H101ZM101 187H100V188H101ZM131 187H133V189H135V187H134L133 185H131ZM143 187H144V185H143ZM160 187H162V186H160ZM194 187H195V185H194ZM202 187H203V186H202ZM9 188H10V186H9ZM57 188H58V187H57ZM72 188H73V186H72ZM82 188H83V187H82ZM88 188H89V187H88ZM102 188H103V187H102ZM119 188L122 189L121 187H118V188H116V189L118 190ZM153 188H154V187H153ZM158 188H159V187H158ZM164 188H165V187H164ZM0 189H1V188H0ZM42 189H43V188H42ZM59 189H60V188H59ZM138 189H139V188H138ZM28 190H29V189H28ZM28 190H27V191H28ZM117 190H116V191H117ZM150 190H151V189H150ZM161 190H162V189H161ZM203 190H204V189H203ZM6 191H7V189H6ZM71 191H72V190H71ZM97 191H98V190H97ZM102 191H103V190H102ZM105 191H106V190H105ZM105 191H104V192H105ZM140 191H141V189H140ZM154 191H155V189H154ZM157 191H158V190H157ZM164 191H165V190H164ZM167 191H169V190L167 189ZM180 191H181V190H180ZM190 191H191V190H190ZM192 191H196V190L193 188ZM93 192H96V191L93 190ZM122 192H123V191H122ZM106 193H107V192H106ZM119 193H120V191H119ZM119 193H118V194H119ZM136 193H137V192H136ZM160 193H161V192H160ZM183 193H184V192H183ZM7 194H8V193H7ZM9 194H10V193H9ZM13 194H14V193H13ZM90 194H91V193H90ZM101 194H102V193H101ZM107 194H108V193H107ZM121 194H122V193H121ZM153 194H155V193L153 192ZM163 194H164V196L167 195V194L165 195V193H163ZM181 194H182V193H180V195H181ZM52 195H53V194H52ZM122 195H124V193H123ZM134 195H135V194H134ZM180 195H179V196H180ZM63 196H64V195H63ZM92 196H93V194H92ZM106 196H108V195H106ZM147 196H148V195H147ZM150 196H151V195H150ZM161 196H162V195H161ZM164 196H162L161 198H159V197H157V196H156V197L159 198V200H160V199L164 200V198H163ZM169 196H170V194H169ZM169 196H168V198H169ZM181 196H182V195H181ZM22 197H23V196H22ZM54 197H55V196H54ZM71 197H72V196H71ZM97 197H98V196H97ZM97 197H95V200H96ZM124 197L127 198V196H124ZM139 197H140V195H139ZM145 197H146V196H145ZM153 197H155V196H153ZM156 197H155V198H152V199H153V200H156ZM199 197H200V196H199ZM88 198H90V200H93V199H91L92 197L89 196V194H88ZM166 198H167V197H166ZM166 198H165V199H166ZM168 198H167V199H168ZM3 199H4V198H3ZM5 199H6V198H5ZM7 199H9V198H7ZM17 199H18V198H17ZM66 199H67V198H66ZM106 199H108V198L106 197ZM142 199H143V196H142ZM147 199H148V198H147ZM171 199H172V198H171ZM10 200H11V199H10ZM10 200H9V201H10ZM22 200H23V199H22ZM78 200H79V198H78ZM78 200H77V201H78ZM90 200H87V202L90 201ZM95 200H93V201L95 202ZM100 200H101V199H100ZM169 200H170V198H169ZM169 200H168V201H169ZM172 200H173V199H172ZM209 200H210V198H209ZM15 201H16V200H15ZM18 201H19V200H18ZM32 201H33V199H32ZM34 201H35V200H34ZM73 201H74V200H73ZM75 201H76V199H75ZM79 201L81 202V200H79ZM79 201H78V202H79ZM96 201H97V200H96ZM115 201H116V200H115ZM157 201H158V199H157ZM166 201H167V200H166ZM166 201H165V202H166ZM101 202H102L101 204H103V200H102ZM152 202H153V201H152ZM162 202H164V201H162ZM90 203H92V201H91ZM109 203H110V202H109ZM115 203H117V202H115ZM166 203H167V202H166ZM81 204H82V203H81ZM93 204H94V203H92V206H93ZM119 204L121 205L122 202L119 203ZM148 204H149V203H148ZM154 204H155V203H154ZM158 204L161 205L160 202H159ZM170 204H171V203H170ZM89 205H90V204H89ZM107 205H108V204H107ZM113 205H114V204H113ZM163 205H164V204L162 203V208H163ZM8 206H10V204H9ZM38 206H39V205H38ZM101 206H102V205H101ZM122 206H124V205H122ZM132 206H133V205H132ZM146 206H147V205H146ZM166 206H167V205H166ZM42 207H43V206H42ZM143 207H144V206H143ZM168 207H169V206H167V208H166V207H164V208L167 209V211H169V210H168V209H169ZM17 208H18V207H17ZM36 208H37V207H36ZM44 208H45V207H44ZM96 208H97V207H96ZM105 208H106V207H105ZM108 208H109V207H108ZM108 208H107V209H108ZM121 208H122V207H121ZM121 208H120V209H121ZM129 208H130V207H129ZM132 208H133V207H132ZM132 208H130V209H131L130 211L133 210ZM148 208H150V207H148ZM159 208H160V207H159ZM41 209H42V208H41ZM83 209H84V208H83ZM89 209H90V208H89ZM107 209H105V210H107ZM125 209H126V208H125ZM145 209L147 210L146 207H145ZM151 209H152V205H151ZM171 209H172V207H171ZM171 209H170V210H171ZM0 210H2V209H0ZM43 210H44V209H43ZM90 210H91V209H90ZM96 210H98V209H96ZM101 210H102V209H100L99 211H101ZM103 210H104V209H103ZM135 210H136V208H135ZM135 210H133V211H135ZM138 210H139V209H138ZM143 210H144V209H143ZM6 211H7V210H6ZM19 211H20V210H19ZM86 211H87V208H86ZM115 211H116V210H115ZM122 211H124V210H122ZM149 211H150V210H149ZM160 211H161V210H160ZM160 211H159V212H160ZM196 211H197V210H196ZM45 212H46V211H45ZM101 212H102V211H101ZM106 212H107V211H106ZM145 212H148V211H145ZM156 212H157V211H156ZM163 212H165V210H164ZM3 213H4V212H3ZM30 213H31V212H30ZM55 213H56V212H55ZM97 213H99V212H97ZM104 213H105V212H104ZM116 213H117V212H116ZM136 213H137V211H136ZM143 213H144V212H143ZM148 213H149V212H148ZM154 213H155V211H154ZM169 213H170V212H169ZM6 214H7V213H6ZM6 214L1 216V220H2V222H0V242H1L2 246H3L4 253L6 254L5 262H6L7 264H10V263H11V264H12V263H13V264H96V262H91V261H92V257H91V255L88 254L86 251H82V252H77V251H73V250H72V251H69V250H66V249L64 248L63 251H62L61 253H56V255H53L51 252H48V251H47V249H48L47 246L44 247V245L42 244V242L38 241L36 238H34V240H35L34 243H28V242L26 243V240H20L19 238H17V235H16V233H15L16 231L14 232V229L11 227L12 220L14 219L15 216L13 215V216H14V217H13V216H11V215H6ZM83 214H84V213H83ZM94 214H95V213H94ZM151 214H152V213H151ZM157 214H158V213H157ZM165 214H166V213H165ZM165 214H162V215H165ZM170 214H172V212H171ZM173 214H174V213H173ZM15 215H18V217H19V214H15ZM29 215H30V214H29ZM91 215H92V214H91ZM119 215H121V214H119ZM123 215H124V214H123ZM132 215H134V214L132 213ZM136 215H137V214H136ZM162 215H161V216H162ZM25 216H26V213H25ZM25 216H24V217H25ZM95 216H96V215H95ZM97 216H98V215H97ZM99 216H100V215H99ZM140 216H141V213H140ZM144 216H145V214H144ZM153 216H154V215H153ZM165 216H166V215H165ZM172 216H173V215H172ZM80 217H81V216H80ZM89 217H90V216H89ZM106 217H107V214H106ZM120 217H121V216H120ZM131 217H132V216H131ZM138 217H139V216H138ZM141 217H142L141 219L139 218V219H136V220H138V221L140 220V221H142V222H143L144 219L146 220L145 217H144V219H143V216H141ZM146 217H151V215L149 216V215L147 214ZM169 217L172 218L171 215H170ZM19 218H22V217L20 216ZM43 218H44V217L41 218L40 215H38V217H37V214H36V215L31 214V216H30V220H31V222H32L31 225H32L33 229L36 230V233H37L38 235L42 234V236H43L44 232H47V230H48V228H47V224H46V220H44ZM91 218H92V217H91ZM124 218H126V217L124 216ZM167 218H168V217H167ZM204 218H205V217H204ZM11 219H12V220H11ZM17 219H18V218H17ZM98 219H100V217H99ZM107 219H108V218H107ZM121 219H122V218H121ZM129 219H130V218H129ZM131 219H134V218H131ZM142 219H143V220H142ZM147 219L150 220L151 218H147ZM172 219H175V216H174ZM21 220H22V219H21ZM24 220H25V219H24ZM27 220H28V219H27ZM79 220H80V219H79ZM145 220H144V223H143V224L146 223ZM154 220H155V219H154ZM22 221H23V220H22ZM90 221H91V220H90ZM92 221H93V220H92ZM114 221H115V220H114ZM124 221H126V219L123 220V222H124ZM167 221H168V220H167ZM173 221H175V220H172V221H171V224L173 223ZM96 222H97V219H96ZM135 222H136V221H135ZM135 222H134V223H135ZM147 222H148V221H147ZM155 222H156V221H155ZM14 223H15V221H14ZM14 223H13V224H14ZM97 223H98V222H97ZM116 223H117V222H116ZM131 223H132V220H131L130 224H131ZM148 223H149V222H148ZM43 224H44V225H43ZM119 224H120V223H118V227H119ZM124 224H126L127 227H128V225H129V224H127L126 222L123 223V225H124ZM135 224H136V223H135ZM143 224H142V226H143ZM150 224H152V223L150 222ZM14 225H15V224H14ZM26 225H27V224H26ZM60 225H61V224H60ZM78 225H79V224H78ZM139 225H140V224H139ZM145 225L148 226L147 223H146ZM165 225H166V224H165ZM173 225H174V224H173ZM98 226H99V225H98ZM132 226H133V225H132ZM142 226L140 225V227H142ZM151 226H152V225H151ZM151 226H150V228H151ZM156 226H157V225H156ZM48 227H49V226H48ZM124 227H125V225H124ZM127 227H126V228H127ZM134 227H135V228H133V227H132V228L135 230V229H136V226H134ZM15 228H16V227H15ZM19 228H20V227H19ZM143 228H144V226L141 228V231L144 230ZM163 228H164V226H163ZM82 229H83V228H82ZM129 229H130V227H129ZM137 229H139L138 226H137ZM137 229H136V230H137ZM147 229L149 230V228H147ZM155 229H156V228H155ZM155 229H154V227H153L152 234L155 232ZM158 229H159V228H158ZM168 229H169V228H168ZM84 230H85V229H84ZM130 230H132V229H130ZM136 230H135V231H136ZM150 230H151V229H150ZM162 230H163V229H162ZM171 230H173V229H171ZM53 231H54V230H53ZM127 231H129V230H127ZM139 231H140V230H139ZM156 231H157V229H156ZM24 232H25V231H24ZM63 232H64V231H63ZM163 232L165 233V229L163 230ZM166 232H167V231H166ZM169 232H170V230H169ZM28 233H29V232H28ZM31 233H32V231H31ZM55 233H56V232H55ZM58 233H59V232H58ZM117 233H118V232H117ZM128 233H129V232H128ZM139 233H140V232H139ZM139 233H138V234H139ZM156 233H157V232H156ZM258 233H259V232H258ZM56 234H57V233H56ZM65 234H66V233H64V235H63V234H62V235L65 236ZM86 234H87V233H86V231H85V234H84V235H86ZM140 234H141V233H140ZM143 234H144V233H143ZM148 234H149V233H148ZM165 234H166V233H165ZM27 235H28V234H27ZM59 235H61V234H59ZM120 235H121V234H120ZM157 235H158V234H157ZM157 235H156V239H157ZM180 235H181V234H180ZM18 236H19V235H18ZM63 236H62V237H63ZM134 236H135V234H134ZM141 236L144 237L145 234H144V236H143V235H141ZM146 236H148V235L146 234ZM164 236H166V235H164ZM172 236H173V234H172ZM58 237H59V236H58ZM65 237H66V236H65ZM135 237H136V236H135ZM168 237H169V236H168ZM174 237H175V236H174ZM174 237H173V238H174ZM261 237H263V236L261 235ZM70 238H71V237H70ZM86 238L88 239L87 236H86ZM137 238H140V237H137ZM137 238H136V240H137ZM149 238H150L151 240H153L152 237H149ZM164 238H165V237H164ZM57 239L61 241V239H59V238H57ZM65 239H66V240H65ZM65 239H64L63 241H72L71 239H67V238H65ZM142 239L147 240V239H145V237H144V238H141V242H139L140 245L137 243V242L139 241V239H138L137 242L135 241V242L138 244V247H137L138 250H137V252H139L140 250H141V251H144V250L149 249V248L151 247V246L149 247V244H148V246H147V244H146V247L143 248V245H144V244L142 243V242H143ZM171 239H172V238H171ZM49 240H50V242H52V244H53L54 246H60V245H62V244H60L59 242L54 241L53 238H50ZM175 240H176V239H175ZM113 241H114V240H113ZM169 241H170V240L167 241V245H168ZM173 241H174V240H173ZM179 242H181V241H179ZM155 243H156V242H155ZM155 243H153V241H152V244H153L152 247L154 246ZM159 243H160V242H159ZM172 243H173V242H172ZM170 244H171V243H170ZM174 244H175V243H174ZM176 244H177V243H176ZM180 244H182V243H178V245H180ZM150 245H151V243H150ZM159 245H162V244L160 243ZM74 246H75V245H74ZM89 246H90V245H89ZM89 246H88V247H89ZM156 246H158L157 243H156ZM171 246H172V245H171ZM60 247H61V246H60ZM69 247L74 248V247L72 246V244L69 245ZM158 247H159V246H158ZM160 247H163V246H160ZM174 247H175V246H174ZM178 247H181V246H178ZM170 248H171V247H170ZM170 248H169V250H170ZM159 249H161V248H159ZM179 249H180V248H179ZM179 249H177V251H178ZM150 250H151V249H150ZM153 250H154V249H153ZM157 250H158V249H157ZM166 250H167V249H166ZM120 251H121V250H120ZM147 251H149V250H147ZM147 251H146V252H147ZM151 251H152V250H151ZM158 251H159V250H158ZM158 251H156V252L159 253ZM31 252H34L37 256L33 255ZM146 252H145V253H146ZM152 252H153V254H154V253L156 254V252H154V251H152ZM250 252H251V251H250ZM89 253H90V250H89ZM142 253H143V252H142ZM149 253H150V252H149ZM175 253H176V252H175ZM57 254H59V255H57ZM116 254H117V253H116ZM132 254H133V255L130 256L131 261H129V263H132L133 261L136 262V261L134 260V258H136V256H137V255H136V252H134V253H132ZM155 254H154V255H155ZM38 255H40L41 257H39ZM125 256H126V255H125ZM141 256H142V255H141ZM151 256H152V255H151ZM159 256H160V255H159ZM162 256H163V255H162ZM117 257H118V256H117ZM152 257H153V256H152ZM70 258H72V260H71ZM73 258H75V259H73ZM132 258H133V261H132ZM154 259H155V258H154ZM154 259H153L152 261H154ZM63 260H64V261H63ZM112 260H113V259H112ZM112 260H111V261H112ZM140 260H141V259H140ZM152 261H150V262H152ZM164 261H165V260L162 259L160 262H161L162 264H164ZM146 262H148V261H146ZM146 262H145V263H146ZM1 263H4V260H3V261H0V264H1ZM136 263H137V262H136ZM145 263H144V264H145ZM153 264H154V263H153ZM159 264H160V263H159Z\"/></svg>",
  "mask_w": 264,
  "mask_h": 264
}]
</instances>
